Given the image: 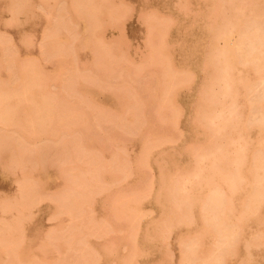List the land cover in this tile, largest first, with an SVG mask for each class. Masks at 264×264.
Returning <instances> with one entry per match:
<instances>
[{
    "label": "rangeland",
    "instance_id": "1",
    "mask_svg": "<svg viewBox=\"0 0 264 264\" xmlns=\"http://www.w3.org/2000/svg\"><path fill=\"white\" fill-rule=\"evenodd\" d=\"M14 2L16 1V0H13ZM12 0H7V2L9 3V4H11L12 6L14 5V2H13ZM40 1H42V0H40ZM54 1V0H53ZM58 1V0H57ZM96 1V0H95ZM99 1V0H98ZM101 1V0H100ZM106 1H108V0H106ZM124 1H127V2H129L131 5L133 4V8H132V10H133V12H131V14L129 15L128 13H127V10H128V8H130L126 3V5L128 6V7H126V6H124V2H123V0H122V2H123V4H118L119 3V1L117 2V0H114V2H116L115 4H116V9H119L118 11H120V10H122V12L125 10V7H126V10L123 12V13H127V15L125 16L124 14H118V11L117 10H115V8H114V11H112L113 9H111V10H109L110 8H113V7H115V6H111L108 10L109 11H107V13L106 14H104V13H101V11L99 10L100 8V4L102 5V3L104 2L103 0H102V2H98V4H93L94 6L96 5V7H94V8H92V6L93 5H90V6H84V8L83 9H86L85 7H87V9L89 10H91V9H93V11H95L96 13H97V11H99L98 12V14L100 13V15L99 16H101V17H99L100 18V20L98 21V17L96 16V13L94 14L95 15V17L96 18H98L97 20H95L96 21V23L94 22V20H92L93 18L92 17H89L88 15H90V16H93L92 14H91V12H89L88 11V17L89 18H91V24H92V27H90V26H88L89 25V23H88V25H87V21L85 22L84 20H85V18H83V16L86 14L83 10H82V8H74L75 7V4H72L73 2H74V0H73V2L72 1H70V0H63V3H66V5H68V8H69V12H68V8L65 6H63V4H62V1L60 0V1H58L57 3H55V4H57V5H54L53 3H51L52 1L50 0H46L45 2H47L48 4H49V6H58V7H56V8H58V9H60L61 7V4H62V6L66 9L67 8V13L64 15L63 13L65 12H63L62 14L61 13H59V15L60 16H62V17H64V16H66V17H68V18H70L72 21L74 20V19H76V21H78V24L79 25H77V27H76V25L73 23V24H71L72 23V21L71 20H69L68 21V23H67V25H66V23H65V25H66V27L68 26V24H69V22H70V24L71 25H75V26H73V27H76V29L78 30H76L75 31V29L73 30L72 28L71 29H69V30H73V31H71V33L70 32H68L67 31V28H65L66 30H64V28H62V31H61V35L64 33V35H60V31L58 32L59 33V37H57L58 38V42H59V44H60V41L62 40V41H64L63 39H64V36L66 35V34H69V36L71 37V41H72V39H73V42H72V45L71 46H69V47H71V51L69 50V51H67L68 49V47L66 46V44L68 43H66V41H68V35H66V37H65V39L67 38V40H65V46H66V49H65V52L67 51V52H69L68 53V55H67V52H66V55L68 56L67 57V62H65V59H64V62L66 63V65L64 64V62H62V59L60 58V57H63V58H65L63 55L62 56H58V54H53L52 56H49V57H46V58H43L42 56H45V54H48L47 52H49V51H51L50 49L49 50H46V46H49V44L51 43H47L48 41H50V40H52L49 36H51V34H52V32H55L56 33V30H54L55 29V25L54 26H51L52 25V23H54V22H52L53 20H54V17H55V13L58 11V9H56L57 11L55 12V13H51L52 12V9L50 10L49 8V11L48 12H50V15H51V17H50V15L49 14H47V17L46 16H43L44 14L43 13H45V11L47 10V9H45V10H43L45 7H43V3H41V2H39L38 0H30V6H29V8H28V6L27 5H29V4H26V2L24 3V5L28 8H24L25 6H23L22 7V9L24 10V11H22L21 10V7L19 8L23 13H24V15H23V13H21V11L18 9V11H16V13H18L19 14V12L21 13L20 15H18L17 16V14L13 11V8H15V5L12 7L11 5H10V7H12V11H10L9 9L7 10V8L9 7V4H7V5H2L1 6V8H0V20H1V22L3 23V22H5V21H7L6 19L8 18L9 19V15H12V13H15V14H13L14 16H17V18L18 19H20V21H26V23H29V22H31L32 20L33 21H38V20H40V22H43V24L45 23V24H47L45 21L47 20V22L49 21H51L50 23H49V25H46V26H48L49 27V30H48V28L47 27H44L45 29V31H43L44 33L46 32L47 34L49 33V32H51V30H52V28H50V26L51 27H54L53 28V31L51 32V34L49 33L48 35V37H49V39H47L46 38V40H43L44 42H43V44L46 42L48 45H46L45 46V48L44 47H41L40 46V44L42 43V42H39V38H40V33L42 32V30L40 31H37L36 32V35H30L31 36V40L30 41H33L32 42V45H33V47L32 46H30L31 47V49L33 50L32 51V53L31 54H29V55H24V56H21V57H18V59H20V60H23L24 62L23 63H25V60L24 59H27V58H30V56H31V58H35V60L37 61V63L39 64V66H40V70H38L39 69V67L38 68H35V66L37 67V63L35 62V61H33V62H31V61H29V63L31 62V64L33 65L32 67H33V69L35 70H37L36 72L37 73H39V74H42V73H44L45 72V75H43L42 74V77H41V75H38V77L39 78H42V79H44L43 77H45L46 76V78L48 79V81H41V79H37L38 81H39V86L42 84L43 85V87L45 86L44 84H45V82H46V88L44 87H41L42 88V90H40V91H44V89H45V91L44 92H41V93H45V92H48V90H49V92H48V96H45L44 95V98L46 97H51L50 99L52 100H49L50 101V103H53L54 104V106H55V108H56V106H57V100H60V99H58L60 96L58 95L59 94V92L60 91H62L61 89H60V87L62 88V89H64V90H66V91H68V93H71V95L70 94H68L67 95V92H65L64 90V94H65V96H64V98L66 99V102L67 103H69L68 104V106H66V108L65 107H63L64 105H66L65 103H63L64 101H61V102H58V104H59V106L57 107V110H55V109H53V104L51 105L50 103V105L51 106H53L51 109H53V110H51L50 112H52V111H56V114L54 115V117L57 115V117L56 118H58L59 117V119H61L60 120V123L59 122H56L57 123V126L59 125V124H61L60 126V128L59 129H57L55 126H56V124H55V122H53V121H58L56 118H54V119H51L50 120V125L48 124V128H47V130L46 131H49L50 129H51V126H53V125H55L54 127L56 128H54V131H52L51 130V135H52V137H53V135H55L54 134V132H56V131H58V130H64V129H61L62 127L64 128L65 127V130H69L70 131V125H68V124H73V128L71 129V131L69 132V133H60V132H56V133H59L58 134V137H57V135L54 137V138H50L51 137V135H50V133H47V132H45V133H43L44 131H42V133L43 134H46L47 133V135H41V136H38V137H36V135H35V137H33V135L32 136H30V139L31 138H33L35 141H33L32 139V141H33V143L32 144H34V146L32 145V144H30V142H29V144H30V146H32V147H30L29 146V144H28V146H29V148H31L30 150H32V152H33V154L31 155V153L32 152H30V150L28 149L27 150V148H24V152H25V154H28V157H27V155H25V156H23L24 157V161L23 160H21V163H20V160H19V162H17V161H13L15 164H13V165H16L15 166V168H17V169H19V171L20 170H22V171H20V172H22L23 173V175H22V173L20 174V175H18V178L17 179H20V181H18V182H20V183H18V182H15V184H14V179L13 180H11L10 181V185H9V190H10V194L8 195L9 197H12V199H7V197L8 196H6L5 198L3 197V202H1V203H3V204H7V203H4V200L7 202V201H11L10 202V204H9V202H8V204L11 206V207H13L14 205H17V203H16V199H20V197L22 196V189L24 190L25 189V187H27L28 185L29 186H31V184L33 183V186L35 187V185L34 184H36L35 182H38V178H39V180H40V178H41V176H43L42 174H43V171H44V173H47V174H49V175H52V178H53V181H54V184L51 186V187H48V188H44L43 190H38V192H36V188H34V187H32V189H35V193H39V194H43V197L45 198L46 196H48V195H50V196H48L47 198L48 199H50L51 200V198H52V200L54 201L55 199H53V198H59V200H55L53 203H57L56 201H60V199L62 200L61 201V203H63V205L62 206H59V205H61V203L58 205V203L56 204V206L58 207V208H56L57 210H52V209H54V207H53V203L52 202H50V200H49V202H48V200L46 199V200H44V198L42 199V198H40V199H42V200H44L43 202H41V200H39V202H41V203H38V202H36V203H38V205L37 204H35L34 202H33V204H35V205H32V206H35V207H31L32 209L33 208H40V207H43V206H45L46 207V210L47 211H44V216L45 217H47V214H48V221L46 220V222H45V224H46V227H45V229L42 231V233H41V235L39 236V238L36 240V241H34L33 242V248H31V250H30V252H27V253H25L26 254V256H30V257H26V258H31V260H28V261H26L23 257H24V255H22L23 257V259L20 257V256H18L17 255V259H19L20 258V263L19 264H29L30 262H31V264H44V263H46V264H50L49 263V260L51 259V260H53L54 259V264H56V262H58V264H61V262H62V264L64 263V264H77L76 263V259H77V262H79V260H80V258H81V260H82V262L83 261H85L86 259L84 258L86 255H88V257H86L87 258V260L85 261V262H83V264H93L95 261H93V259H94V257L96 256L95 254L97 253L96 251H98V254H97V256L98 255H100L101 256V258H99V257H96V259H100V261H99V259L98 260H96V261H99L98 262V264H121V262H124V264L125 263H127V264H129L128 263V261L129 260H131L130 258H132L133 257V255H132V257L129 255V252L131 253V251H130V249L129 248H131V250H133L134 248H133V246H138V249H139V251H136V255H138L137 257H135L134 259L137 261V264H179L178 263V256H177V253H175L176 252V250H180V249H182L180 246H179V248H178V246L177 245H179L178 243L181 241V238L183 237H178L179 239H177V237L175 236V233L174 232H176V226H175V224L174 223H172V222H175V219H173V217L174 218H176V215H177V217H179V216H182V215H184V217H186V212L187 211H189V210H191V207H190V209L188 210V206H187V204L189 203L190 205H191V203H192V197L190 198L191 199V201H189V200H186L185 198V196L187 195V196H191L190 194H194V192L196 191V190H199L200 191V189L203 187V185H204V181H205V178H206V174H207V172H208V168H207V166L209 167V165H206V164H209V162H213V161H210V159H214L215 158V156L217 155L216 153H217V143L215 142V140H214V135H215V131L211 128V127H209L204 121L202 122V120L200 119V124L198 125V123H196V121H197V118H198V116L199 115H197V112H198V104H199V97H197L198 95H196L197 93H196V91L194 90V88H193V86H192V81L190 80L191 79V75H190V72H191V74L194 72V71H198L199 70V68H200V64H201V60H202V57H203V54H204V47L203 46H205V44H206V41H207V39H208V36H209V34L207 35V33H208V31L210 30V28L213 26L212 24L214 23V24H216V22H218L219 21V19H220V17H221V15L220 14H222V13H215L216 15H214V19L212 18L213 16V12L214 11H212L211 13H212V15L210 14V12H209V10H207V9H210V6L211 5H209V3L212 1H208V0H186L187 2H184V0H124ZM216 0H213V3L212 4H215L216 3V5H219V7H221V4H224V0H222L223 2H221V0H219V2H221V3H219V2H215ZM218 1V0H217ZM44 2V3H45ZM69 2L71 3V5L72 6H70V4H69ZM111 2V1H110ZM184 2V3H183ZM13 3V4H12ZM39 5H38V4ZM46 3V4H47ZM59 3H60V5H59ZM100 3V4H99ZM105 3V2H104ZM112 3V2H111ZM121 3V2H120ZM181 3L183 4V5H181ZM206 3V4H205ZM217 3H219V4H217ZM15 4H16V2H15ZM37 4V5H36ZM41 4V5H40ZM46 4H44V6H46ZM48 4H47V6H48ZM106 4H109L108 2H106ZM114 4V5H115ZM129 4V5H130ZM204 4H205V6H207L206 7V9H205V6H204ZM111 5V4H110ZM109 5V6H110ZM113 5V4H112ZM119 7H118V6ZM124 6V7H122V6ZM130 5V6H131ZM216 5L215 6H211V8H216V11H218V12H220V11H222L221 9H222V7L221 8H219V7H216ZM46 6V7H47ZM74 6V7H73ZM104 6V5H103ZM6 7V8H5ZM9 7V8H10ZM32 7V8H31ZM34 7V8H33ZM42 7H43V9H42ZM102 7V6H101ZM106 7H107V5L105 6V9H106ZM132 7V6H131ZM63 8V9H64ZM71 8L73 9L72 11H71ZM122 8H124V9H122ZM214 8V9H215ZM54 9V8H53ZM78 9H80L82 12H84V13H81L80 12V14L78 15V13H79V10ZM95 9V10H94ZM98 9V10H97ZM102 9H103V7H102ZM131 9V8H130ZM130 9L128 10V12L130 11ZM156 9V10H155ZM213 9V10H214ZM25 10H27V11H25ZM61 10V9H60ZM74 10H76V11H74ZM205 10H207L208 12H206ZM212 10V9H211ZM7 11H9V13H7ZM54 11V10H53ZM92 11V10H91ZM114 12V14L112 13V12ZM153 11V12H152ZM60 12V11H59ZM73 12L75 13V14H73ZM105 12H106V10H105ZM110 12V14H108ZM115 12L117 13V14H115ZM30 13H32V15H30ZM43 15H42V14ZM157 13H160L159 14V16H158V14ZM161 13H163L164 15H161ZM97 14V15H98ZM102 14H104V15H102ZM148 14V15H147ZM170 14V15H169ZM207 14V16H208V14H209V16L211 15V17L209 18H207V22L208 21H211L212 19V21L211 22H209V23H211V25L209 26V23H208V25L206 24L205 26H208V28H209V30L207 29V31H205L206 30V28L207 27H204V23L203 22H205L206 23V18H205V15ZM12 15V16H13ZM49 15V16H48ZM58 15V16H59ZM64 15V16H63ZM76 15H78L77 17L79 18V19H77V17H75ZM81 15H83V16H81ZM120 15V16H119ZM137 15H139L140 16V18H142L141 19V21H143L142 23L143 24H141V22H140V19H139V17L137 16ZM165 15H167V16H165ZM69 16H71V17H69ZM79 16H81V17H79ZM107 16V17H106ZM109 16V17H108ZM115 16L116 17H118L119 18V22L120 21H122L121 23H119L118 21H116V20H118V18L117 19H115V23L117 22L118 24H121V26H120V28H123L124 29V31L122 32V30L120 29V28H118V29H120V30H118V29H115L114 30V27H113V25H112V23H114V21L113 22H111L112 21V19H111V21L109 20V18H111V17H114L115 18ZM123 16V17H122ZM128 16L130 17V19L128 18ZM155 17V19H158L157 18V16L158 17H161V16H163L162 18H164L163 20H162V18L161 19H158V21H156L155 22V20L153 19V20H151L152 19V17ZM165 16V17H164ZM216 16V17H215ZM46 17V18H45ZM104 17H106V18H104ZM125 17H127V18H125ZM137 17H138V20H136L137 19ZM150 17V18H149ZM153 17V18H154ZM167 17V18H166ZM173 18V21H172V18ZM11 18V17H10ZM80 18H82L81 20H80ZM103 18V19H102ZM171 18V19H170ZM218 18V19H217ZM4 19V20H3ZM46 19V20H45ZM49 19V20H48ZM55 19H57V18H55ZM58 19H60L59 17H58ZM121 19V20H120ZM124 19H126L125 21H124ZM149 19V21H147ZM170 20L171 21V25L170 24H165V23H167V20ZM209 19H211V20H209ZM10 20V19H9ZM62 20V19H61ZM65 20H67V18L65 19ZM102 20H105V21H107L106 22V26H105V21L103 22L104 24H102ZM168 20V21H169ZM216 20V21H215ZM63 21H64V19H63ZM62 21V22H63ZM75 21V20H74ZM73 21V22H74ZM75 21V22H76ZM99 23H98V22ZM123 21H124V23H123ZM147 21V22H146ZM161 21V22H160ZM166 21V22H165ZM215 21V22H214ZM10 22H11V20H10ZM58 22H60V20L58 21ZM62 22H61V24L60 25H62ZM65 22V21H64ZM93 22L95 23V27H93L94 26V24H93ZM144 22H146V25H145V23ZM149 22H151L150 24H149ZM153 22V23H152ZM213 22V23H212ZM86 23V25H84ZM114 23V25H116V26H118V24H115ZM159 24V26L157 25V24ZM169 23V22H168ZM44 24V25H45ZM55 24H56V20H55ZM76 24H77V22H76ZM98 24H101V25H98ZM141 24V25H140ZM149 26H148V25ZM153 24V25H152ZM158 26V27H156V25ZM163 24H164V26H168L167 27V29L163 26ZM43 25V26H44ZM102 25H104V26H102ZM110 25V26H109ZM172 25H173V27H172ZM201 25H203V26H201ZM70 26V25H69ZM68 26V27H69ZM89 27V29L87 28V27ZM96 26H98V29H96ZM104 28V27H106L105 29H103V34L104 35H102V34H100V32H102V28ZM108 26V27H107ZM147 26L149 27L148 29H147ZM161 26H162V28H161ZM170 26V27H169ZM186 26L187 27H189V29L188 28H186ZM61 27V26H60ZM62 27H63V25H62ZM65 27V26H64ZM119 27V26H118ZM144 27H146V29L144 28ZM156 27V29L157 28H159L158 29V32H157V30H153L154 28ZM164 27V28H163ZM184 27L186 28V31L185 32H183V30H184ZM57 28H59V27H57ZM70 28V27H69ZM96 30H95V29ZM101 28V29H100ZM183 28V29H182ZM51 29V30H50ZM94 29V30H93ZM163 30V29H165V31L163 30V34H162V31L161 30ZM91 32H90V31ZM101 30V31H100ZM104 30H106V31H104ZM64 31V32H63ZM67 31V32H66ZM80 31V32H79ZM98 31V32H97ZM100 31V32H99ZM118 31V32H117ZM121 31V33L119 34V32ZM146 31H147V33H146ZM73 32H76L74 35H76L77 33L78 34H80L79 36L78 35H76L74 38H76L75 40H74V38L71 36V35H73ZM90 32V33H89ZM99 33L100 35L99 36H97V37H95L94 39L92 38V37H94V35L93 36H91L90 35V37L87 35V34H95V33ZM105 32V33H104ZM161 32V33H160ZM96 33V34H97ZM111 33V34H110ZM124 33V35L125 36H123V35H121V34H123ZM145 33H146V35H145ZM155 33H157L158 34V36H157V34H155ZM161 35H160V34ZM187 33V34H186ZM119 34V35H118ZM147 34H148V36H147ZM154 34L156 35V37L154 36ZM168 34V36H167V38H165V36ZM56 35V34H55ZM73 35V36H74ZM110 35H113V36H115V37H111ZM104 37V38H102V37ZM121 37L122 38V36H123V38H122V40L121 39H119L118 37ZM144 36H146V37H144ZM28 37V36H27ZM55 37V39H54V37H52L55 41H56V38ZM78 37V38H77ZM86 37H89L90 39H91V41L92 42H96V43H98L97 41H99L100 40V42H99V44H100V46H99V44H96L95 43V45L96 46H99L100 48H102L103 47V45L105 46V47H103V49H105V50H103L104 51V54H105V56L107 55V58L105 57V58H103L104 56L102 55V56H99L98 54H100L99 53V51H101L102 52V50H99V49H96V48H94V49H92L91 47H94L93 45L94 44H91V43H88V42H91V41H88L89 39H87ZM112 40V41H115V40H117L118 41V43H119V40H120V44H123V46H121L119 49H121V50H118V46H119V44H117L116 46H117V49H115V51L114 52H116L117 50V53L116 54H114V52L112 53L110 50H109V48H113V43H108V42H106V43H104L103 44V39H105V41L106 40H108L109 38ZM126 38V40L128 41H126L125 40V38ZM163 37V38H162ZM26 38V37H25ZM29 38V37H28ZM99 38H101V39H99ZM108 38V39H107ZM113 38V39H112ZM115 38V39H114ZM145 38H147L148 39V41H150L151 42V44H150V42H148L147 41V39H145ZM199 38H201V39H199ZM205 38V39H204ZM41 39H42V37H41ZM98 39V40H97ZM124 39V40H123ZM140 39V40H139ZM144 39H145V41H144ZM162 39V40H161ZM164 39L165 40H167L165 43H163L162 41H164ZM25 40H27V39H25ZM82 42L83 41V44H79V42L80 41ZM94 40V41H93ZM97 40V41H96ZM110 40V41H111ZM161 40V41H160ZM201 40H203V41H201ZM41 41V40H40ZM53 41V40H52ZM55 41H53V43H55ZM61 41V42H62ZM79 41V42H78ZM88 41V42H87ZM116 41V42H117ZM123 41L125 42V44L127 45V43L129 44V46H128V49H127V47H126V45L124 46V43H123ZM142 41L143 42H145L144 44L146 45L147 43L148 44H150V45H146V47H145V45H143V43H142ZM147 41V42H146ZM157 41V42H156ZM179 41V42H178ZM70 42V41H69ZM76 42V43H75ZM78 42V43H77ZM86 42V43H85ZM116 42H114V43H116ZM127 42V43H126ZM160 42V43H159ZM52 43V44H53ZM156 43H157V45H158V47H159V44L161 45V46H163L162 48L161 47H159V48H157V45H156ZM159 43V44H158ZM171 43L173 44V45H171ZM175 43V44H174ZM178 43V44H177ZM203 43H204V45H203ZM39 45V49H38V45ZM51 44V45H52ZM70 44H71V42H70ZM74 44H75V46H74ZM102 44V45H101ZM107 44H110V45H107ZM177 44V45H176ZM42 45V44H41ZM55 45V44H54ZM61 45V44H60ZM60 45H58L59 47H61L62 49L64 48V47H62V45L60 46ZM67 45H69V44H67ZM78 45V46H77ZM86 45V46H85ZM90 45H92V46H90ZM107 45V46H106ZM153 45H154V48H153ZM170 45V46H169ZM202 45V46H201ZM64 46V45H63ZM77 46V47H76ZM109 46H111V47H109ZM115 46V47H116ZM166 46H168V52L171 54H169V56L168 55H166L165 56V54H166V52H167V48H166ZM52 47V46H51ZM55 48H56V46H54ZM109 47V48H108ZM9 48H10V46H9ZM41 48V49H40ZM50 48V47H49ZM55 48H53L52 47V50L53 49H55ZM165 48V49H164ZM61 49V50H62ZM70 49V48H69ZM96 49V50H95ZM148 49H149V51H148ZM152 49H154L153 51H152ZM158 49H163L162 51H163V53L165 52V50H166V52L163 54L162 53V51H160V50H158ZM58 50V49H57ZM82 50V51H81ZM95 50V51H94ZM111 50H113V49H111ZM136 50V51H135ZM160 51V56H159V58L157 57L158 56V53L156 54L155 53V51ZM47 51V52H46ZM59 51V50H58ZM63 51V50H62ZM91 51H92V54H91ZM108 51H110V53L112 54H110V53H108ZM124 51V52H123ZM134 51V52H133ZM140 51V52H139ZM152 51V52H151ZM39 52L41 53L40 55V57H39ZM46 52V53H45ZM60 53H61V51H59ZM64 51H63V53H65ZM94 52H97V53H94ZM105 52H107V53H105ZM122 52V53H121ZM167 52V53H168ZM50 53V52H49ZM51 53H53V51L51 52ZM55 53V52H54ZM62 53V54H63ZM94 53V54H93ZM103 53V52H102ZM124 53V54H123ZM150 53V55H151V58H150V61H148L149 59H147L149 56H148V54ZM152 53V54H151ZM154 53V54H153ZM96 54V55H95ZM113 54L115 55V56H113ZM123 54V55H122ZM134 54V55H133ZM142 54V55H141ZM161 54H163L162 56H161ZM60 55V54H59ZM70 55V56H69ZM101 55V54H100ZM120 55V56H119ZM125 55V56H124ZM145 55H147L146 57H145ZM153 55V56H152ZM154 55H155V59H153V57H154ZM33 56V57H32ZM47 56V55H46ZM92 56H94V58L92 57ZM97 56H99L100 58H98V59H95ZM26 57V58H25ZM43 58V60H42V58ZM91 57L93 58V59H91ZM101 57L103 58V59H101ZM112 57V58H111ZM114 57V58H113ZM116 57V58H115ZM118 57V58H117ZM131 57V58H130ZM168 57H172L171 59H169ZM111 58V59H110ZM160 58H161V60H160ZM162 58L164 59V61H162ZM165 58H166V60L167 61H165ZM60 59H61V64L62 65H60ZM95 59V61H94V63L96 64V66H97V64H98V61L99 62H101L102 63V60H103V62L105 61V65H106V62L108 63V62H110V63H108V64H111V65H113V63L115 64V67H114V65L112 66L113 67V69H112V67L110 68V66H109V71L112 69V71H106V70H108L107 69V65H106V67H104V68H101V67H103V66H105L104 64L102 65L101 63L100 64H98V66L96 67L95 66V64L93 63V60ZM101 59V60H100ZM108 59H109V61H108ZM156 60V59H159L158 61H159V63L160 64H156L153 60ZM169 59V60H168ZM194 59V60H193ZM68 60H70V61H68ZM98 60V61H97ZM107 60V61H106ZM127 60H130V61H128L127 62ZM147 60V61H146ZM151 60H152V62L153 63H150L151 62ZM1 62V64L5 61H2V59L0 60ZM27 61V60H26ZM43 61V62H42ZM114 61V62H113ZM115 61H117V63L115 62ZM157 61V60H156ZM161 61V62H160ZM169 61H170V63H169ZM5 62H7V61H5ZM92 62V63H91ZM166 62H168V65H170L171 64V67L170 66H164V65H166L167 63ZM27 63H28V61H27ZM26 63V64H27ZM68 63H72V64H68ZM91 63V64H90ZM129 63H132V64H134L133 66H132V64H129ZM142 63V64H141ZM144 63V64H143ZM163 63H164V65H163ZM166 63V64H165ZM4 64V63H3ZM13 64V63H12ZM12 64H10L11 66H12ZM17 64H18V66H17ZM17 64L16 65H14V66H17V68L19 67V65H21V63L18 61L17 62ZM36 64V65H35ZM68 64V65H67ZM127 64H129V66H127ZM5 65H6V63H5ZM25 65V64H24ZM179 65V66H178ZM188 65V67H186ZM11 66H4V67H11ZM22 66V65H21ZM20 66V67H21ZM26 66V65H25ZM101 66V67H100ZM173 66V67H172ZM0 67H1V65H0ZM13 67V66H12ZM12 67L10 68L11 70H12V72H13V70H15V69H12ZM19 67V68H20ZM142 67V68H141ZM165 67V68H164ZM176 67V68H175ZM3 68V67H2ZM14 68H16V67H14ZM21 68H23V66L21 67ZM42 68V69H41ZM99 68V70L98 71H100V72H98L97 71V69ZM135 68V69H134ZM170 68V69H169ZM172 68V69H171ZM178 68H180L182 71H178L177 72V70H178ZM188 69V70H191V71H188V70H186V69ZM5 69V68H4ZM96 69V70H95ZM103 69V70H102ZM104 69H106V70H104ZM134 69V70H133ZM144 69V70H143ZM165 69H166V71H169V76H170V79L172 78V76L170 75V74H173V70L174 69H176V73H174L173 74V78H172V80L173 81H169L168 80V78H169V76H168V72H166L165 71ZM6 70H9V69H6ZM5 70V71H6ZM11 70L9 71V72H11ZM102 70V71H101ZM185 70L187 71L186 73H189V75L187 74H185ZM4 70H2V69H0V80H1V83H2V85H3V83H4V81L5 82H7V80H5V78L7 79L8 78V76H6V73H8V71H6L5 72ZM41 71H42V73H41ZM85 71H88L87 73H84ZM93 71H94V73H93ZM114 71V74L113 73H111V72H113ZM141 71V72H140ZM164 71V72H163ZM11 72V73H12ZM15 72V71H14ZM18 72H20V69L18 70ZM98 72V73H97ZM182 72V73H181ZM126 73V74H125ZM164 73H167V76L168 77H166V79H165V75H164ZM181 73V74H180ZM10 74V73H9ZM8 74V75H9ZM16 74V73H15ZM15 74L13 73L12 75H13V77L15 76ZM19 74V73H18ZM85 74H86V76H85ZM87 74H89V75H87ZM175 74L177 75V77L175 76ZM179 74V75H178ZM186 76H185V75ZM11 75V74H10ZM11 75V76H12ZM83 75V76H82ZM92 75H95V79H92V81H91V78H92ZM97 75V76H96ZM124 75H127V78H122L121 76H123L124 77ZM129 75V76H128ZM133 75V76H132ZM185 76V78L183 77V76ZM10 76V77H11ZM88 76H90V80L88 81V82H86L85 81V83L87 84V86L89 87V88H86V85L85 84H83L82 82H81V80H79V78L81 79L82 77L85 79H87L88 80ZM182 76V77H181ZM10 77H9V79H10ZM13 77H11V79L10 80H12L13 79ZM17 78H16V82H17V79H19L18 77H20L19 75L18 76H16ZM88 77V78H87ZM121 77V80L119 79ZM180 77V78H179ZM46 78H45V80H46ZM82 78V79H83ZM133 78H134V80H133ZM176 78V79H175ZM184 78V79H183ZM188 78H189V80H188ZM3 79H4V81H3ZM8 79V80H9ZM15 79V78H14ZM13 79V80H14ZM21 79V78H20ZM83 79V80H84ZM125 79H126V81H125ZM165 79V80H164ZM174 79H175V81H174ZM179 79V80H178ZM181 79H183V81L184 82H182L181 81ZM80 82H79V81ZM98 80H100V81H98ZM187 80L189 81V83H187ZM40 81H41V84H40ZM50 81V82H49ZM67 81H68V84H67ZM77 81H78V83H82L83 85H85V87L83 88V86L81 85V84H79V87H80V90L78 89L79 87H78V83H77ZM124 81V82H123ZM185 81H186V83H185ZM13 82V81H12ZM14 82H15V80H14ZM15 82V83H16ZM71 82V83H70ZM104 82V83H103ZM168 82V83H167ZM170 82H171V84H170ZM176 82V83H175ZM182 83L181 85H182V87H181V85L180 84H178V83ZM191 82V83H190ZM0 83V84H1ZM11 84V82L9 81V82H7V84ZM69 83H70V85H69ZM103 83V84H102ZM142 83V84H141ZM184 83V84H183ZM5 84V83H4ZM6 84V87H8V85ZM14 84V83H13ZM101 84V85H100ZM118 84V85H117ZM124 86H123V85ZM174 84V85H173ZM187 84H189L188 86H187ZM12 85V84H11ZM10 85V86H11ZM15 85V84H14ZM49 85V86H48ZM65 85V86H64ZM119 85L121 86V87H123L122 89H120V91H122V92H120L119 91ZM129 85V86H128ZM173 85V86H172ZM175 85H177V86H175ZM4 86V85H3ZM74 86V87H73ZM102 88H101V87ZM180 86V87H179ZM49 87V88H48ZM78 87V88H77ZM95 87H99L98 89H100L101 88V90L100 91H98L97 90V88L96 89H94ZM116 87H118L117 89H115ZM120 87V88H121ZM136 87L137 89H134V88ZM171 87H173V90H171ZM40 88V89H41ZM70 88V89H69ZM77 88V89H76ZM124 88H125V90H124ZM133 88V89H132ZM175 88V89H174ZM105 89V90H104ZM39 90V89H38ZM60 90V91H59ZM74 90L77 92V91H79V93H76V92H74ZM119 92H118V91ZM127 90V91H126ZM135 90V91H134ZM171 90V91H170ZM82 92V94H81V92ZM106 91H107V93H106ZM128 91H130V92H128ZM134 91V92H133ZM137 91V92H136ZM150 91H151V93H150ZM157 91V92H156ZM169 91V92H168ZM105 92V93H104ZM116 92H118L117 94H116ZM125 92V93H124ZM135 92L137 93V95L135 94ZM39 93V92H38ZM56 93H58V94H56ZM110 93H112V95H110ZM163 93V94H162ZM170 93V94H169ZM50 94V95H49ZM52 94V95H51ZM55 94V95H54ZM61 94H63V92L61 93ZM63 94V95H64ZM77 94V95H76ZM86 94H88V95H86ZM91 94V95H90ZM113 94H115V95H113ZM169 94V95H168ZM47 95V94H46ZM59 97H58V96ZM67 95V96H66ZM126 95V96H125ZM166 95V96H165ZM167 95H168V97H170V98H172L171 100L167 97ZM174 95H176V97L174 96ZM58 97V98H56V97ZM84 96H88V99H86V98H84ZM115 96L116 97H118V98H115ZM128 96V97H127ZM173 96V97H172ZM123 98V100H122V98ZM124 97H127L126 99L124 98ZM164 97H165V99H164ZM196 97H197V100H195L196 99ZM38 99H39V97H37ZM37 98H36V100H37ZM53 98H54V100H53ZM55 98H56V100H55ZM61 98V97H60ZM63 97L61 98L62 100L64 99ZM85 100H84V99ZM121 98V99H120ZM166 98H168L169 99V101H168V99L166 100ZM64 99V100H65ZM92 99H94V102L93 101H91L90 103L91 104H89V105H87L88 104V100H92ZM131 99H132V101H131ZM161 99V100H160ZM164 99V100H163ZM69 100V101H68ZM82 100V101H81ZM118 100V101H117ZM136 100V101H135ZM48 101V100H47ZM48 101V102H49ZM86 101H87V103H86ZM138 101H139V103H138ZM162 101H166V102H162ZM195 101V102H194ZM81 102V103H80ZM96 102H97V104H96ZM125 102V103H124ZM162 102V103H161ZM171 103V102H174V104L173 103H171L172 105H170L169 103ZM194 102V103H193ZM28 103V102H27ZM27 103H26V105H27ZM62 103V104H61ZM85 103V104H84ZM118 103H120L119 105H118ZM133 103V104H132ZM137 104V106H136V104ZM142 103H143V106H141L142 105ZM196 103H197V105H196ZM31 103H29V105H30ZM64 104V105H63ZM74 104H75V107H74ZM81 104V105H80ZM96 104V107H97V105L101 108V109H99V108H95V106H93V105H95ZM139 104V105H138ZM141 104V105H140ZM73 105V106H72ZM83 105L84 106H87V108L85 109V108H83V109H78V106H81V108L83 107ZM90 105H92V107H93V109H89L91 106ZM117 105V106H116ZM145 105V106H144ZM170 105V106H169ZM178 105V106H177ZM131 108H130V107ZM173 106H175L174 107V109H173ZM197 106V107H196ZM67 107L69 108V110L71 109V112L73 113L74 111H75V113L77 114H75V115H73L71 112V115H73V116H70V115H68V109H67ZM73 107V108H72ZM91 107V108H92ZM124 107V108H123ZM137 107V108H136ZM176 107H179V108H177V113L175 112V108ZM182 109H181V108ZM61 108H62V110L64 111V109H66L65 111H67V112H65L64 111V113H61L62 111H61ZM106 108H109V110L107 109V111H106ZM112 108H114V109H112ZM123 110H122V109ZM134 108V109H133ZM142 108V110H141V113H140V111H138V110H140ZM195 108V109H194ZM58 109L61 111V112H59L58 111ZM75 109V110H74ZM78 109V110H77ZM99 109V110H98ZM102 109H105L104 111H101ZM121 109V110H120ZM130 109V110H129ZM173 109V110H172ZM197 109V110H196ZM74 110V111H73ZM81 112H80V111ZM84 110V111H83ZM93 110V113H97L96 114V116H95V114H91V116L90 117H88V119L86 118V116L83 114V112H85L86 113V115H88V114H90L89 112L90 111H92ZM97 110V111H96ZM114 110V111H113ZM127 110V111H126ZM77 111V112H76ZM88 111V112H87ZM96 111V112H95ZM129 111V112H128ZM137 111V113L135 114V112ZM174 111V112H173ZM195 111V112H194ZM57 112H59V113H61V115L59 114V113H57ZM100 112L101 113H103V114H108V115H104V117H102L103 119H99V117H101V115H100ZM127 112V113H126ZM134 112V113H133ZM80 113H82V117H83V115L85 116L84 117V119H83V121H81V119H82V117H81V114ZM88 113V114H87ZM112 113H114V114H112ZM129 113V114H128ZM140 113V114H139ZM176 113V114H175ZM64 114V115H63ZM68 116H67V115ZM80 114V115H79ZM99 114V115H98ZM109 114H111V116L109 115ZM121 114H123V115H121ZM131 114V115H130ZM135 114V115H134ZM174 114H175V116H174ZM180 114V115H179ZM194 114H196V115H194ZM66 115V116H65ZM79 115V116H78ZM97 115H98V117H97ZM124 115H126V116H124ZM133 115V118H130L131 116ZM66 117L65 119H66V121H64V123L65 124H63V122H62V117ZM70 116V117H69ZM77 117L76 119L78 120V122H76V120H74V121H72L75 117ZM93 116H95V118H96V120H97V122H96V120H95V118L93 117ZM107 116H108V118H107ZM137 116V117H136ZM172 116V117H171ZM174 116V117H173ZM24 117V119L26 118V116H23ZM74 117V118H73ZM91 117H93V119L91 118ZM106 117V119L105 120H107V122L104 120V118ZM110 117H112L111 119H109ZM121 117V118H120ZM125 117V118H124ZM142 117V118H141ZM175 117H177V118H175ZM29 118V117H28ZM79 118V119H78ZM86 118V119H85ZM118 118H120V120L118 119ZM136 118V119H135ZM195 118H196V120H195ZM27 119V118H26ZM118 119V120H117ZM142 119V120H141ZM192 119V120H191ZM207 119H211V117H209V118H207ZM64 120V119H63ZM80 120V121H79ZM108 120H109V124H107L108 123ZM110 120H112V123L114 124H111V121ZM129 120V121H128ZM195 122H194V121ZM72 121V123H68V122H71ZM104 121V122H103ZM133 121V122H132ZM135 121H138V123H135ZM143 121V122H142ZM177 121V122H176ZM51 122H53V123H51ZM74 122V123H73ZM83 122V123H82ZM123 122V123H122ZM128 122V123H127ZM140 122H142L141 124H140ZM172 122V123H171ZM176 122V123H175ZM194 122V123H193ZM49 123V122H48ZM76 123V124H75ZM100 123V124H99ZM106 123V124H105ZM132 123V124H131ZM205 123V124H204ZM63 124V125H62ZM75 124V125H74ZM96 124V125H95ZM126 124V125H125ZM137 126H136V125ZM204 124V125H203ZM100 125V126H99ZM101 125H102V127H103V129H101L102 127H101ZM125 125V126H124ZM128 125V126H127ZM135 125V126H134ZM138 125H140V126H138ZM49 126H50V129H49ZM70 126V127H69ZM110 126H112V127H114L113 129H114V131L112 130H110ZM197 126V127H196ZM199 126V127H198ZM206 126H207V128H206ZM9 127V128H8ZM5 130H8L7 131V133L9 132V131H11V132H9L11 135H12V132H15L14 130H15V128L12 126L11 128H10V126H8ZM66 127H67V129H66ZM100 127V128H99ZM117 127V128H116ZM129 127V128H128ZM141 128V129H139V128ZM196 127V128H195ZM203 127V128H202ZM14 128V129H13ZM53 128V127H52ZM109 128V129H108ZM139 129V130H136V129ZM195 128V129H194ZM206 128V129H205ZM10 129V130H9ZM126 129V130H125ZM134 129V130H133ZM201 129V130H200ZM208 129V130H207ZM56 130V131H55ZM65 130H64V132H65ZM116 130V131H115ZM124 130V131H123ZM129 130V131H128ZM131 130V131H130ZM140 131L141 130V132L140 133H137L136 134V131ZM111 131V132H110ZM128 131V132H127ZM50 132V131H49ZM52 132H53V134H52ZM110 132V133H109ZM119 133L118 135H117V133ZM125 132V133H124ZM135 132V133H134ZM197 132V133H196ZM8 133V134H9ZM111 133H112V135H111ZM133 133V134H132ZM14 134V133H13ZM38 134V133H37ZM40 134H41V132H40ZM49 134V135H48ZM116 136H115V135ZM132 134V135H131ZM136 134V135H135ZM141 134V135H140ZM15 135L16 134H14L13 136L15 137ZM85 137H84V136ZM28 136H29V133H28ZM45 136V137H44ZM47 136V137H46ZM50 136V137H49ZM256 136V137H255ZM16 137H17V135H16ZM40 137V138H39ZM49 137V138H48ZM255 137V138H254ZM138 138H139V140H138ZM252 138H253V141H254V143H253V145H252V150L250 151V156H249V168H251L250 166H252L253 168V170H255V167H256V165L254 164V166L253 165H251L252 163H254V157H256V154H254V153H257V151H259V148H260V146H262V145H264V143H262V141L261 140H263V138L262 137H259L258 135H257V133L256 132H253L252 133ZM262 138V139H261ZM30 139H29V141H30ZM37 139V140H36ZM49 139V141H47ZM59 139V140H58ZM70 139H71V141L74 143V144H76V145H74L73 143V145L71 144V142L69 143V144H71V149H70V147L68 148V146L66 145L67 144V140H69L70 141ZM80 139H83V141L82 140H80ZM260 139V140H259ZM43 140L45 141V142H43ZM57 140V141H56ZM63 140V141H62ZM65 140V141H64ZM85 140H87V141H85ZM204 140V141H203ZM256 140V141H255ZM257 140H259V141H257ZM23 141H27L28 142V140H23ZM39 141H41V142H39ZM47 141V142H46ZM59 141V142H58ZM61 141V142H60ZM68 141V142H69ZM81 141H82V144H81ZM50 142H52V144L50 143ZM60 143L61 144V147H60V149H59V147L58 146H60V145H58L57 146V144L58 143ZM78 142V143H77ZM260 142V143H259ZM26 143V142H25ZM25 143H22L23 145L25 144ZM38 143V144H37ZM51 144V145H53V144H55L56 143V145H53V146H55L54 148H52L51 147V151H49L50 149L47 147V145H45V144ZM86 145H85V144ZM201 143V144H200ZM87 144H88V146H87ZM208 144V145H207ZM211 144H212V147H211ZM37 145V146H36ZM43 145H44V147H43ZM66 145V146H65ZM80 145V146H79ZM85 145V146H84ZM258 145V146H257ZM24 146H26V144L24 145ZM42 146V148H38V150L40 151V149H43V152H41V154L42 153H44V151H47L46 149H48V152H49V156H48V158H50V157H54V159H55V156L57 157V153H58V151H60L61 150V148H67L68 149V151H67V149L65 150V152H66V154L61 150V153L63 152V154H64V159H66V160H64L65 161V165H63L64 164V161L62 160L63 159V154H61L60 152V154L58 153V157H60L59 159L58 158H56V160L58 159V161H63L61 164L64 166V167H67V165H68V167L67 168H63V166L60 164V162H56V160H54V159H52L53 161H55V163H56V165H54L53 163L54 162H51V159H50V163H49V166H48V158H47V155H45L47 152H45V154H44V157L46 156V158H44V157H42V155H41V158H39V157H37V155L39 156V151H37V148L36 147H41ZM56 146H57V148H56ZM63 146V147H62ZM70 146V145H69ZM87 146V147H86ZM33 147H35V149L33 148ZM50 147V146H49ZM83 147V148H82ZM214 147H216L215 149H214ZM256 147V148H255ZM73 148H74V150H75V148L76 149H79L78 151L77 150H73ZM87 148V149H86ZM132 150H130V149ZM144 148V151L145 152H143V149ZM152 148V149H151ZM206 148V149H205ZM212 148V149H211ZM254 148V149H253ZM34 149V150H33ZM45 149V150H44ZM54 149H59L58 151H56L57 153H55L53 150ZM82 149V150H81ZM149 149H151V150H149ZM213 149L216 151V153L214 154V152H213ZM257 149V150H256ZM86 151L85 153L86 154H84V151ZM88 150V151H87ZM149 150V151H148ZM206 150H208L209 152H207ZM28 151H29V153H28ZM35 151V152H34ZM99 151H101L102 152V154L100 155V153L101 152H99ZM130 151H131V153H130ZM147 151L149 152L148 153V155H147ZM159 151L161 152L160 154H159ZM201 151V154H202V157L199 155L200 152ZM52 152H54V153H52ZM97 152V153H96ZM141 152V153H140ZM251 152H253V153H251ZM75 153V154H74ZM77 153V154H76ZM81 153H83L84 155H85V157H84V155H83V157H82V155H81ZM90 153V154H89ZM91 153H92V155H91ZM121 153V154H120ZM152 153V154H151ZM197 153V154H196ZM199 153V154H198ZM211 153V154H210ZM48 154V153H47ZM54 154V155H53ZM67 154H69L68 156H67ZM89 154V155H88ZM125 154V155H124ZM147 155V156H144V155ZM157 154V155H156ZM254 154V155H253ZM9 151L6 153H4L3 155H1L0 157V162H3L4 163V160H6L9 156ZM60 155V156H59ZM73 155V156H72ZM77 155V156H76ZM78 155H79V159H80V155H81V160H78ZM86 155H87V158H86ZM98 155V156H97ZM118 155V156H117ZM124 155V156H123ZM160 155V156H159ZM197 155H199V158H198V156ZM206 155H207V157H206ZM209 155V156H208ZM99 156H101V157H99ZM122 156V157H121ZM139 156H141V158L139 157ZM149 156V157H148ZM205 156V157H204ZM214 156V157H213ZM29 157H31L30 159H29ZM66 157V158H65ZM72 157V158H71ZM89 157H92V159L94 160V157H95V161L93 162V160L92 159H90V160H92V162H90V160L88 161V159H89ZM97 157H98V161H102L101 162V164H100V162H96L97 161ZM145 157V158H144ZM156 157V158H155ZM200 157H201V159H200ZM15 158H17V157H15ZM35 158V159H34ZM42 158L43 159H46V163H45V165H44V167H39V166H41V161H43V163L45 162L44 160H42ZM69 158V159H68ZM71 158V159H70ZM73 158H75V160L73 159ZM101 158H103L104 160H101ZM122 158H123V160H122ZM146 158H147V160H148V162H146L147 164L146 165H144L145 164V162H144V160H146ZM154 158V159H153ZM206 158V159H205ZM210 158V159H209ZM253 160H252V159ZM29 159V163L27 162V160ZM32 159V160H31ZM38 159V160H37ZM75 161H73V160ZM152 159H153V161H152ZM216 159V158H215ZM11 160H12V157H11ZM70 160V161H69ZM71 160H72V163L74 164V165H69V163L68 162H71ZM83 160V161H82ZM86 160V161H85ZM124 160H125V162H124ZM140 160V161H139ZM200 160V161H199ZM204 160H206V161H204ZM251 160V161H250ZM32 161H35L36 162V164H34V162L33 163H31ZM38 161H39V163H38ZM114 161H116V162H114ZM122 161H123V163H122ZM130 161V162H129ZM157 161V162H156ZM24 163V165H23V163ZM27 162V163H26ZM82 162V163H81ZM84 162L85 163H87L86 165L84 164ZM90 163V165H89V163ZM105 162V163H104ZM110 162V163H109ZM198 162V163H197ZM201 162L203 163V164H201ZM205 162V163H204ZM2 163V164H3ZM57 163H59V164H57ZM68 163V164H67ZM71 163V164H72ZM92 163V164H91ZM98 163L100 164V166H101V168H100V166L98 165ZM142 163H143V165H142ZM2 164H0V165H2ZM20 164H21V166H24V167H21L20 166ZM33 165L34 164V166L35 165H37V167L35 168L36 169V171H33V170H35V169H32L31 167H30V165ZM50 164H52V165H50ZM67 164V165H66ZM76 164H78V165H76ZM81 164H82V167H81ZM84 164V165H83ZM95 166H94V165ZM112 164H114V166L112 165ZM141 164V165H140ZM198 164V165H197ZM201 164V165H200ZM211 164V163H210ZM10 165V164H9ZM61 167H60V166ZM76 165V166H75ZM97 165V166H96ZM115 167V169L112 167ZM116 165V166H115ZM127 165H128V167H127ZM202 165H206V170H204L205 168V166L202 168ZM57 167L58 169H56V168H54V167ZM61 168V169H59V167ZM75 167V169H73L74 167ZM77 166L79 167V168H77ZM85 166V167H84ZM91 166V168H89V169H93L92 171L94 172H92L91 173V170H89L88 169V167H90ZM103 166V167H102ZM126 166V167H125ZM145 166V167H144ZM201 167L200 169H199V167ZM93 167V168H92ZM99 169H97V168ZM122 167V168H121ZM124 167V168H123ZM12 168H14V166L12 167ZM29 168H31L30 170V172H32V173H30V172H28V170H29ZM41 168V169H40ZM43 168H45L44 170H43ZM68 168H69V170H68ZM81 168V169H80ZM97 170H96V169ZM117 168H119V169H117ZM198 168V169H197ZM11 170V168L8 166L7 168H5L4 170H1V172H0V174H2V175H4L5 173H6V171L7 170ZM63 169H66V170H68V171H66L65 172V170H63ZM71 169V170H70ZM102 169V170H101ZM120 169H122V171L120 170ZM124 169V170H123ZM193 169V170H192ZM41 170H43V171H41ZM60 172H59V171ZM74 170V171H73ZM78 170H79V172H78ZM88 170V171H87ZM104 170V171H103ZM106 170V171H105ZM128 170L130 171V173L128 172ZM188 171V173L189 174H187V171ZM191 170V171H190ZM24 171V172H23ZM72 171V172H71ZM81 171V172H80ZM84 171V172H83ZM95 171H97V172H95ZM200 171H201V175L199 174L200 173ZM5 172V173H4ZM62 172H65V173H63V175H57L58 173L59 174H62ZM67 172H68V174H67ZM90 172V173H89ZM107 172H109V174L107 173ZM195 172H197L196 174H193V173H195ZM204 172H205V175H204ZM79 174V176H78V174ZM82 173V174H81ZM96 173H97V175H96ZM112 173V175L113 174H115V175H113V178H115V177H117L116 179H113V178H111L112 176L110 175ZM121 173V174H120ZM129 173V174H128ZM185 175H184V174ZM191 173H192V175H191ZM66 174H67V179L68 178H70V181L69 182H67V180H65L64 181V179H66L65 178V176H66ZM71 174V175H70ZM72 174H75V175H73V180L71 179V177H72ZM85 174H87V175H85ZM94 175V176H92V175ZM99 174V175H98ZM123 174V175H122ZM127 174V175H126ZM131 174V176H129ZM182 174V175H181ZM198 174H199V176H198ZM57 175V176H56ZM65 175V176H64ZM85 175V176H84ZM95 175H96V178H95ZM102 175V176H101ZM124 175H125V177H124ZM194 175V176H193ZM196 175V176H195ZM37 176H38V178H37ZM58 176H60V177H58ZM64 176V179L62 178ZM68 176H71V177H68ZM90 176H92V177H90ZM97 176H100V178L102 177V178H105V180L103 181V179H102V181H103V185H100V183H101V180H100V178H99V182H97L98 180V178H97ZM110 176V177H109ZM118 176H120V177H118ZM128 176V177H127ZM184 176V177H183ZM187 176H189V178L190 177H192L193 176V178L191 179L190 178V180H193V181H191V183L189 182L190 180H188L189 178L187 177ZM198 176V177H197ZM203 176V177H202ZM75 177H78L77 178V181H75L76 179H75ZM90 177V178H89ZM185 177L186 178H188L187 180L185 179ZM201 177V178H200ZM31 178H32V180H31ZM62 180H61V179ZM79 178H81V179H83V180H81V179H79ZM121 178V179H120ZM251 178V177H250ZM5 179L6 178H4L3 179V182L6 184L7 182H8V179H6V181H5ZM16 179V180H17ZM33 179H34V181H33ZM37 179V180H36ZM84 179H86L85 181H84ZM90 179H92V182H90L89 181V183H88V180H90ZM96 179V180H95ZM111 179V180H110ZM176 179H179V180H177L176 181ZM181 179V180H180ZM183 179H184V182H183ZM201 179V180H200ZM15 180V181H16ZM36 180V181H35ZM69 180V179H68ZM72 180V181H71ZM81 180V182H79V183H83V184H85V185H87L86 187V189H88V193H87V191H86V189H85V193H87V195L85 196V194H84V191H83V196L82 197H80L79 195H81V194H78L80 191L79 190H81V186L82 187H84V185L82 184H79L78 183V181H80ZM95 180V181H94ZM186 180V181H185ZM195 180H197L196 182H195V184L193 183ZM203 180V181H202ZM63 181V182H62ZM175 181V182H174ZM184 183V184H182V182ZM188 181V182H187ZM199 181V182H198ZM24 182H26V183H24ZM66 182V183H65ZM86 182V183H85ZM181 183V184H179V183ZM185 182H187V183H185ZM30 183V184H29ZM64 183V184H63ZM99 183V184H98ZM113 183V184H112ZM175 183V184H174ZM193 183V185L192 186H189L190 184H192ZM78 184H79V188H78ZM89 184V185H88ZM111 184V185H110ZM172 184H174L173 185V187H172ZM177 184H179V185H177ZM189 184V185H188ZM21 185V186H20ZM61 185L62 186H64V187H61ZM97 185V186H96ZM176 185V186H175ZM181 185V187H182V185H183V188H186V191H184V189L183 190H178L179 189V186ZM197 185V186H196ZM90 186H92V190H91V187L89 188ZM101 186H103L102 188H100V189H98L99 187H101ZM108 186V187H107ZM178 186V187H177ZM196 186V187H195ZM200 186V187H199ZM61 187V188H60ZM97 187V188H96ZM189 187H191V188H189ZM197 187H199V188H197ZM17 188V189H16ZM94 188H95V191L97 190V192L98 193H96V192H94V193H92L93 191H94ZM103 188H104V190H103ZM109 188V189H108ZM171 188H174V191H176L175 189H177V193L176 192H174L173 191V189H171ZM196 188V189H195ZM20 189V190H19ZM30 189V188H29ZM38 189V188H37ZM59 189H61V190H59ZM63 189V190H62ZM71 189H72V191H71ZM84 189V188H83ZM102 189V190H101ZM170 189V190H169ZM193 191H192V190ZM65 190H66V193H65ZM99 190V191H98ZM101 190V191H100ZM189 190V191H188ZM17 191H19V193H17ZM58 191V192H57ZM92 191V192H91ZM167 193H166V192ZM171 191V192H170ZM190 191H192L191 193H189ZM33 192H34V190H33ZM48 192V193H47ZM54 192V193H53ZM70 192H74V194H76L77 196H75L73 193H70ZM89 192H91V193H89ZM101 194H100V193ZM151 192V193H150ZM173 192L174 193H176V194H173ZM35 193H34V195H32V196H35ZM51 193V194H50ZM80 193H82V190H81V192ZM148 193H149V195H148ZM168 193H169V195H168ZM187 193V194H186ZM33 194V193H32ZM36 194V195H37ZM48 194V195H47ZM61 194V195H60ZM68 194H70L69 196H68ZM92 194H94V195H92ZM173 194V195H172ZM41 195H37L36 196V200L37 199H39V197L41 196ZM52 195V196H51ZM57 195V196H56ZM65 195V197H63ZM88 195H90V196H88ZM95 195H97V196H95ZM54 196H56V197H54ZM62 196V197H61ZM70 196H72V197H70ZM75 196V197H74ZM85 196V197H84ZM94 196V197H93ZM143 196V197H142ZM149 198H148V197ZM163 196V197H162ZM167 198H166V197ZM174 198H173V197ZM16 197V198H15ZM38 197V198H37ZM67 197V198H66ZM77 197H78V199H77ZM80 197V198H79ZM90 197H93V198H90ZM135 197V198H134ZM137 197L138 198H140V197H142V200L143 201H141V202H139L140 203V205H139V203H138V207L137 208H135L134 207V205H135V203H136V205H137V201H139V199H137ZM145 197V198H144ZM147 197V198H146ZM157 198V199H155V198ZM175 197L177 198V199H175ZM185 197V198H184ZM238 197V196H237ZM33 198V197H32ZM63 198V199H62ZM66 198V199H65ZM86 198V199H85ZM92 200L90 203H89V200L90 199ZM144 198V199H143ZM164 198V199H163ZM34 199V198H33ZM32 199V200H33ZM73 199H75V200H79L80 199V204L81 205H78L79 204V202L78 201H76V203H75V205H74V200ZM84 200V203L82 202L83 200ZM134 199V201H136V202H133V203H131L130 205H131V207L133 206L134 208H132V213H131V210H129V208H128V210H127V208H126V206L128 205V202L129 201H131L132 202V200ZM179 199V200H178ZM182 199H184V200H186V201H188V202H185V205H186V207H188L187 209H185V207L184 208H182L183 207V205H182V203H181V200ZM189 199V198H188ZM244 199H246V197H245V195L243 194L242 195V200H244ZM67 200V201H66ZM72 201L71 203L69 202V201ZM87 200V201H86ZM120 201V203H121V201H122V203L121 204H123V202H124V204L127 202V204H125V205H122L121 206V204H120V206L122 207V208H124V206H125V211H127L128 212V216L127 215H125V213H123V210L124 209H122L121 210V207H118L116 204L118 203V201ZM157 200H159V203H158V201L156 202ZM178 200V201H177ZM15 201V202H14ZM35 201V200H34ZM38 201V200H37ZM66 201V202H65ZM86 201V202H85ZM116 201V202H115ZM168 201L170 202V203H168ZM14 204H13V203ZM176 202V203H175ZM182 202H184V201H182ZM52 203V204H51ZM88 203V204H87ZM158 203V204H157ZM12 204H13V206H12ZM67 206H66V205ZM70 204H72V205H74V207L72 206V209L70 210V211H72V214H71V212L69 213L68 211H67V209H69V208H71L70 206ZM89 205V207H88V209H87V207H86V205ZM90 204H93L92 205V208L93 209H91V205ZM134 204V205H133ZM161 204H163V205H161ZM174 204L176 205V208H175V206H174ZM64 205L66 206V207H69V208H66V207H64ZM78 205V206H77ZM118 205H119V203H118ZM130 205H128V206H130ZM177 205H179V206H177ZM184 205V206H185ZM55 206V205H54ZM55 206V207H56ZM84 206V207H83ZM115 206H117V207H115ZM165 206V207H164ZM59 207L61 208V209H59ZM114 207V208H113ZM130 207V208H131ZM13 208H15V207H13ZM22 208V207H21ZM84 208V209H83ZM90 208V209H89ZM116 208H118L119 209V212H115L116 210L118 211V209H116ZM147 208L149 209V212H148V210H147ZM170 208H172V209H170ZM178 208V209H177ZM180 208V209H179ZM23 209V208H22ZM25 209H26V207H25ZM32 209H31V213L33 212L32 211ZM64 209V210H63ZM75 209H78V210H76L77 211V213H75ZM146 209V210H145ZM151 209V210H150ZM176 209V210H175ZM182 209H183V212H182ZM63 210V211H62ZM66 210V211H65ZM80 210V213H78V211ZM91 211L90 213L88 212V211ZM134 210H136L135 212H134ZM137 210H140V211H137ZM143 210H145L144 212H143ZM168 210V211H167ZM177 210L178 211H181L182 213H176L177 212ZM17 211H20L19 209L17 210ZM23 211H24V217H25V214H28L27 213V211H25L24 209H23ZM57 211V213L59 214V212L62 214V212H63V214H64V212H65V214L67 215V217L65 216V214L63 215L62 214V216H61V214H59V216H61L60 218H59V216L58 215H56V214H53V213H55V212ZM82 211V212H81ZM114 211V212H113ZM124 211V212H125ZM146 211H147V213H146ZM152 211H153V213H152ZM174 211H176L175 213H174ZM193 211V210H192ZM192 211H190V213L192 212ZM29 212H30V210H29ZM51 212V213H50ZM53 212V213H52ZM88 212V213H87ZM126 212V213H127ZM172 212V213H171ZM185 212V213H184ZM30 213V214H31ZM50 213V214H49ZM69 213V214H68ZM113 215H112V214ZM115 213L118 215H116L117 216V218H119V221H120V223L118 222V219L116 218V216H115ZM119 213V214H118ZM134 213V214H133ZM144 213V214H143ZM150 213H152V214H150ZM168 213V214H167ZM171 213V214H170ZM53 214V216H57V220H52V219H49L50 218V216L49 215H52ZM121 214V215H120ZM129 214H131V215H129ZM145 214H146V216H147V214H148V217H144L145 216ZM173 214V215H172ZM182 214V215H181ZM192 214V213H191ZM18 215V214H17ZM165 215V216H164ZM167 215V216H166ZM1 216H2V218L4 217L2 214L0 215V220L2 219L1 218ZM105 216V217H104ZM120 216H122V217H120ZM124 216V217H123ZM125 216H127L129 219H128V223L127 222H124V221H122L121 222V220L122 219H124L125 221L127 220L126 218L127 217H125ZM190 216L191 215H187V217L188 218H190ZM21 217H22V215H21ZM32 217H34V215H32ZM115 217V218H114ZM131 217V218H130ZM141 217H143V218H141ZM165 217V219H162V218H164ZM186 217V219H188ZM20 218V217H19ZM51 218H53V217H51ZM58 218H59V220L61 221V219H63L61 222H60V225H62V227H60V225L59 224H57V223H59V220H58ZM103 218V219H102ZM171 218V219H170ZM21 219V218H20ZM55 219V218H54ZM105 219V220H104ZM117 220V222H115V221H113V220ZM152 219H154V220H152ZM160 219H162V221L160 220ZM168 219V220H167ZM177 219V218H176ZM264 219V215H263V218H262V220ZM3 220V219H2ZM1 220V221H2ZM4 220H7L6 218L4 219ZM0 221V223H4L5 222V225H3V228H4V226L7 228V224L8 223H10V222H12L13 221V219H11V221H9V222H7V221ZM27 220V219H26ZM25 220V221H26ZM51 220V221H50ZM130 220V221H129ZM140 220V221H139ZM172 220V221H171ZM58 221V222H57ZM115 222V224L113 223V222ZM139 221V222H138ZM160 221V222H159ZM166 221H167V223H166ZM16 222V220H14L13 222H12V224L13 223H15ZM63 222V223H62ZM79 222H80V224H79ZM95 222H96V225H95ZM109 222H111V223H113V224H111V223H109ZM163 222V223H162ZM164 222H165V224H164ZM62 223V224H61ZM93 223V224H92ZM107 224V226L105 227V225ZM108 223H109V225H108ZM119 223V224H118ZM161 223V224H160ZM11 224V223H10ZM57 224V226H55ZM83 224H85V225H83ZM110 224H111V227L114 229V227H113V225L115 226V230L112 232V231H110V230H113L111 227H110ZM132 224V225H131ZM139 224V225H138ZM155 224V225H154ZM160 224V225H159ZM168 224H170V226L173 224V227L171 226V227H169V228H167V226H168ZM15 226H19V224H18V222L17 223H15L14 224ZM14 225H9L10 227H12V229L13 230H11V228H10V230H7V232H9V231H11V232H13V234L15 235V233L17 234V235H20V234H22V233H19V232H21V230L19 229L18 230V226L17 227H14ZM24 225H27L28 227H31L32 225H34L33 224V220H30L29 219V222H28V220L26 221V223L24 224ZM51 225H53L54 226V228L55 227H58L60 230H58V228H53V226L51 227ZM82 225H83V229H85V231H86V233L84 232V230L82 231ZM90 225H92V227L90 226ZM98 225V226H97ZM129 225L131 226V228H129ZM159 225V226H158ZM163 225H165L164 227H163ZM96 226H97V228H96ZM99 226H101L100 228H99ZM155 226V227H154ZM162 226V227H161ZM51 227V228H50ZM97 229L96 231H94L95 229ZM102 227H103V229H102ZM158 228L159 227V230L157 231V229H155V228ZM167 228L168 230L170 229V230H172V231H168V232H170L169 234H168V232H166L167 231V229H164V228ZM6 228H4L5 229V231H4V233L6 232ZM17 228V229H16ZM68 228V229H67ZM71 228V229H70ZM75 230L76 228H78V230H80V231H82V232H80V231H74L73 229ZM111 228V229H110ZM163 228V229H162ZM173 228V229H172ZM3 229V230H4ZM49 229H51V231L49 230ZM56 229H57V231H56ZM65 229H67L68 231H66ZM101 229V230H100ZM106 229V230H105ZM107 229H109V231H107ZM153 229H154V231H153ZM161 229L163 230V232L161 231ZM178 229V228H177ZM16 230V231H15ZM71 230H73L72 232H71ZM88 230V231H87ZM92 230V232L93 233H91L90 231ZM116 230H118V232L116 231ZM166 230V231H165ZM185 230H187V228L185 229ZM0 231L1 232H3L2 231V228H0ZM14 231H15V233H14ZM19 231V232H18ZM47 231V232H46ZM48 231H49V233H50V235L48 236ZM60 231V232H59ZM99 231V232H98ZM100 231H102L101 232V234H100ZM107 231V232H106ZM117 233H116V232ZM155 231H157L156 233H155ZM160 231V233H158ZM166 233H165V232ZM11 232H10V234H11ZM46 232V236L45 235H43L44 233ZM54 232V233H53ZM68 232H69V234H68ZM85 233V235H81L82 237L80 238V234H82V233ZM90 232V233H89ZM94 232H96V233H94ZM109 232V233H108ZM132 232H137V236L136 235H134V234H136V233H132ZM163 234H162V233ZM61 234L62 236H59L58 234ZM73 233L74 234H77V233H79L78 235V237L76 236V235H73ZM83 233V234H84ZM102 233H107L106 235H103ZM132 233V234H131ZM155 233V234H154ZM6 234V233H5ZM66 234H68L69 235V237H68V235H66ZM91 234H92V236H91ZM97 234V235H96ZM99 234H100V237H99ZM163 235L164 236V240L162 239V237H161V235ZM8 235V236H7ZM12 235L13 236V238H12V240H11V237L9 236V233H7L6 235H4L5 236V238L4 239H6L5 241H6V244L8 243L7 242V238H9L10 240H11V242L12 241H14L13 242V244H11V245H13V246H16V245H18V244H16L17 243V241L15 242V240H16V238H17V236L15 235ZM57 235V236H56ZM90 235V236H89ZM101 235H103L102 237H101ZM154 235V236H153ZM158 235V236H157ZM7 236V237H6ZM46 237V238H44V237ZM47 236H48V241H50L51 243H53V242H58V240H59V242H61L62 243V245H63V241H64V243H65V246H62L60 243H53L54 245H56L58 248H57V250H55L56 248V246H52L53 248H51V247H49V249L51 248V251L52 250H55V251H52V253H49L48 252V254L46 255V253H47V251H49V250H46V253H45V249H47L46 247L44 248V246L46 245L45 244V240L47 239ZM54 236V237H53ZM56 236V237H55ZM70 236H72V237H70ZM75 236H76V238H75ZM85 236H86V238H85ZM133 237V236H135L136 238H134L135 240H133V238H131V237ZM149 236H151L152 237V239L151 238H148ZM161 237V239L163 240V242H166V243H168V245L166 244V243H164L165 244V247H167L168 246V249L170 250V252H172L173 253V251H174V255H172V257L170 256L171 254L169 253V257H166L167 255L165 254V252L167 253L168 251H167V248H164V246H162V245H164L163 244V242L161 243V239H159L160 237ZM166 236H169L168 238H166ZM50 237V238H49ZM58 237V238H57ZM93 237V238H92ZM121 237V238H120ZM147 237V238H146ZM158 237V238H157ZM57 238V239H56ZM67 239L68 241H70V242H68L67 240L65 241V239ZM74 238H75V241H73L74 240ZM78 238V239H77ZM131 238V239H130ZM153 238L155 239V240H153ZM17 239H20V237L19 238H17ZM22 239H23V237H21V239H20V242H22ZM41 239V240H40ZM43 239H44V241H43ZM52 239V240H51ZM80 239V240H79ZM149 239H151L149 242H148V240ZM39 240L40 241H42V243H44L45 245L44 246H42L43 248H44V252H43V248H42V252L43 253H45V254H42V253H40L39 251H41V250H37L36 248V246H38V247H40L42 244H41V242H39ZM85 240V241H84ZM135 241V242H132V241ZM179 240V241H178ZM48 241L46 240V243H48ZM72 241L73 242H75L76 244H77V242H81L80 244H81V246H80V244L78 243L77 245L76 244H73L72 243ZM152 241V242H151ZM49 242V243H50ZM131 242V243H130ZM41 244V245H37V244ZM48 243V244H49ZM134 243H135V245H134ZM5 244V245H6ZM14 244H16V245H14ZM48 244H47V246H48ZM66 244H68V245H66ZM51 245V244H50ZM72 245V246H71ZM87 245V246H86ZM13 246H9L8 245V249H11ZM30 246H31V243H30ZM68 246V247H67ZM77 246L79 247L78 249H76L77 248ZM248 246V245H247ZM246 246V248H245V250L246 251H248L249 250V252H250V254L252 253V251H255V248H253V247H247ZM36 247V248H35ZM111 249H110V248ZM158 247H160V248H158ZM61 248V249H60ZM64 248V249H63ZM66 248V249H65ZM81 248H83V251H82V249ZM94 248V249H93ZM101 250H100V249ZM103 248H105V250H104V252H103ZM106 248H108V251H109V253H108V251L106 250ZM137 248V247H136ZM113 250V251H110V250ZM164 249V250H163ZM248 249V250H247ZM262 249L264 250V246L262 247ZM12 251H14V249H11ZM15 250H17V248L15 249ZM77 250H79V252H76ZM86 250V252H84ZM94 250V251H93ZM137 250V249H136ZM10 250H8V252H9ZM58 251H61V252H64L62 255H60V254H53V253H55V252H57L58 253ZM76 252V255L78 254V257L76 256V255H74L75 254V252ZM145 251H146V253H145ZM7 252V251H6ZM5 253V255H7V254H9V253H11V252H9V253ZM60 252V253H61ZM82 252H84V253H82ZM114 254H116V255H112V253ZM141 253V255H140V253ZM139 253V254H138ZM143 253H145V255L143 256L142 254ZM12 255L14 254V253H11ZM71 254H73V255H71ZM82 254L84 255V257L82 256ZM86 254V255H85ZM110 254H111V256H110ZM164 254V255H163ZM12 255H7L8 257L6 258V256H3V253L1 254V252H0V261H1V258L2 259H4V258H6V260H8V261H6L5 259V262L4 263H2V262H0L1 264H7V262H9L10 264H12V262H13V264H16V262L17 261H15L13 258H15V257H12L11 258V256ZM129 257H128V256ZM135 255V256H136ZM148 255V256H147ZM166 255V256H165ZM14 256H16V255H14ZM61 256V257H60ZM73 256H75L76 258H75V260L73 259L74 257ZM92 256H94V257H92ZM140 256V257H139ZM162 256H165V257H162ZM19 257V258H18ZM36 257V258H35ZM39 257H43V259L41 260V258H39ZM80 257V258H79ZM251 257V256H250ZM9 258V259H8ZM35 258V259H34ZM56 258V259H55ZM58 258V259H57ZM62 258V259H61ZM85 260H84V259ZM92 258V259H91ZM127 258L129 259V260H127ZM163 258V263H162V261H160V259H162ZM171 259V260H168V259ZM11 259H13V261H11ZM24 260L23 262H22V260ZM49 259V260H48ZM79 259V260H78ZM117 259V260H116ZM122 259V260H121ZM133 259V258H132ZM236 259V260H235ZM33 260H35V263H34V261ZM51 260H50V262H51ZM60 260V261H59ZM80 260V261H81ZM90 260V261H89ZM121 260V261H120ZM135 260H134V262H135ZM165 260H167V262H165ZM15 261V262H14ZM36 261H38L37 263H36ZM41 261V262H40ZM48 263H47V262ZM113 263H112V262ZM159 261V262H158ZM235 261V262H234ZM237 261H238V258L235 256V258L234 259H232V262H233V264H237ZM43 262V263H42ZM82 262L81 263H79V264H82ZM87 262H90V263H87ZM171 262V263H170ZM8 263V264H9ZM51 263H53V261L51 262ZM96 263V262H95ZM94 263V264H95ZM239 263V262H238ZM18 264V263H17ZM97 264V263H96ZM123 264V263H122ZM240 264V263H239ZM242 264V263H241Z\"/></svg>",
    "mask_w": 264,
    "mask_h": 264
},
{
    "label": "bare ground",
    "instance_id": "2",
    "mask_svg": "<svg viewBox=\"0 0 264 264\" xmlns=\"http://www.w3.org/2000/svg\"><path fill=\"white\" fill-rule=\"evenodd\" d=\"M12 1H13V0H12ZM26 1H27V2H26ZM38 1L41 2V3H43L42 5H43V7H45L44 9H43V7H42L43 10L47 9V10L45 11V13H43L44 15L41 13L43 16H46V17H47V14L50 15V12H48L49 9H50V10L52 9V12H51L52 14L55 13V12L57 11L56 9H58V8H56V7H58V6H55V7H54V6H52V7L49 6V4H48L47 2H45L46 0H42V1L38 0ZM47 1H48V0H47ZM49 1H50V0H49ZM51 1H52L51 3H53L54 5H57V4H55V3H57V2L60 1V0H58V1H57V0H54V1L51 0ZM61 1H62L63 6H64V7L66 6V7L68 8V5H66V3H63V0H61ZM64 1H65V0H64ZM70 1L73 2V0H70ZM103 1H104L105 3L103 2L102 5L99 3V4H100V7H99L100 9H99V10H100V11L102 10L101 13L106 14L107 11H109V10H111V9H113L112 11H114V8H115V10H117V11L119 10V9H116V4H115L116 2H114V0H108V1L103 0ZM110 1H111L112 3H111ZM118 1H119V3H118L119 5H120V4H123V2H124V6H126V7L129 6V7L131 8V9L128 8V10L130 9L129 12H128V10H127V13H128L129 15L131 14V12H133L132 8H133V4H134V3L131 5L129 2L124 1V0H123V2H122V0H117V2H118ZM187 1H188V0H187ZM187 1L184 0V2H187ZM208 1H209V0H208ZM210 1H211V0H210ZM210 1H209V2H210ZM13 2H14V1H13ZM15 2H16V4H15ZM15 2H14L15 8H13V11L15 10V11H14L15 13H16V11H18V9H19L20 7H21V10L24 11V10L22 9V7L25 6V5H24L25 2H26V4H29V5H27L28 8H29V6L31 5V4L29 3L30 0H16ZM44 2H45V3H44ZM54 2H55V3H54ZM72 2H71V3H72ZM98 2H102V0H101V1H100V0H99V1H98V0H96V1H95V0H74V2H73L72 4H75V7L73 6L74 8H82V10H83L85 13H86V12L88 13V11H89L90 9L88 10L87 7L90 6V5H93V4H98ZM106 2H108L109 4H106ZM120 2H121V3H120ZM126 2H127V3H126ZM184 2H183V3H184ZM215 2H219V0H218V1L216 0ZM221 2H223V1L221 0ZM221 2H219V3H221ZM9 3H10V2H9ZM9 3L7 2V0H0V8H1L2 5H7V4H9ZM46 3L48 4V6H47ZM71 3L69 2L70 6H72ZM125 3H126L128 6H127ZM212 3H213V0L209 3V5H211V6H215V5H216V3H215V4H212ZM219 3H217V4H219ZM12 4H13V3H12ZM37 4H38V3H37ZM37 4H36V5H37ZM44 4H46L47 7L44 6ZM62 4H61V6H60V7H61V8H60L61 10L58 9V11L55 13L54 20L52 21V22H54V23H52V25H51V26H54V25H55V29H54V30H56V33H55V32H52L54 27H51V26H50V28H52V30L50 29L51 32H52V34H51V32H49V33L51 34V36L48 35L49 33H48V34L46 33V32L49 30V27L46 26V25H49V23H50L51 21H50V22L48 21V22H49V23H48L47 20L45 19V20H46L45 22L47 23V24L44 23L45 25L43 24V22H40V20H38V21H33V20H32V21L29 22V23H26V21H24V20H23V21H20V19L17 18L18 15H20L21 13H23L20 9H19V10L21 11V13H20V12H19V14L16 13L17 16H14V15H13V14H15V13H12L13 16H12V15H9V16H8L9 19L11 20V22H10V20H9L8 18L6 19L7 21H5V22H3V23H2L1 20H0V60L2 59V61H4V60L7 61V62L4 61V62H3L4 64H3V63H2V64L0 63V65H1L0 69H2V70H4V71H5L6 69H9V70H6V71H8V73H6V76H8V78H7V79L5 78V80H7V82L10 81L11 84H12V85H11V84L8 83V84H9V85H8L7 82H5L4 79H3V81H4V83H5V84L3 83V85H4V86H3L2 83H1V80H2V79L0 80V83H1V84H0V156L3 155L5 152L7 153V152L9 151V155H8L9 157H8L6 160H4V163H3V162H0V164L3 163L2 165H0V172H1V170H4V169L7 168L8 166L11 168V170H10V169L7 170L6 173L4 172V173H5L4 175H2L3 173L0 174V215L2 214V215L4 216L3 218H2V216H1V218H2L3 220H4L5 218L7 219V220H4V221L9 222V221H11V219H13V221L16 220L15 223L18 222V224H19V226L17 225V226H18V227H17V226L14 225L15 223L12 224V222H13V221H12V222H10L11 224H10V223L7 224L8 226H7V228H6V227H5V226H6V225H5V222H4V223H0V228H2V231H3V232L0 231V252H1V254L3 253V256H6V258L8 257L7 255L10 256V255H12L11 253H14V254L11 256V258H12V257H15V258H13V259H14V260L16 259V260H15V261H17L16 264H17V263H18V264L20 263V261H19L20 258H19V257H18L19 259L16 258L17 255L20 256V257L22 258V257H23L22 255H24V254L27 253V252H30L31 248H33V246H32V245H33V242L36 241V240L39 238V236L41 235L42 231H43V230L45 229V227H46V224H45L46 220L48 221V214H47V217L44 216V211H47L45 206L40 207V208H33V209H32L31 207H35V206H32V205H35V204L38 205V203H41V202H43V201L46 200V199H47L48 202H49L50 199H48V198H49L48 196H50V195L47 194L48 196H46V197L44 198V197H43V194H44V193H43L42 195L39 194V193H38V194L35 193V189H32V187H34V186H33V183H32L31 186L28 185L27 187H25L24 190L22 189V196L20 197L19 200L16 199V200H17V201H16L17 205H14V206H13L14 203L12 202V203H13L12 206L15 207V208H13V207L10 206V205H11V204H10L11 201H7V202H6V201L4 200V203H7V204H3V203H1V202H3V197L5 198L6 196H8V195L11 193L10 190H9L10 181L13 180L14 178H15L14 181H13L14 184H15V182L20 181V179H17V178H18V175H20V174L22 173V172H20V171H22L23 169L19 171V169L15 168L16 165H13V164H15L13 161H17V162H19V160H20V163H21V160L24 161V157H23V156L27 155V157H28V154H25V152H24V148H27V150H28V149L30 150V149H31V148H29L30 144H32L33 141H35L33 138H31V139L33 140V141H32V140L30 139V136H32V135L34 134L33 137H35V135H36V137H38V136H41V135H42L43 133H45V132L50 133V135H51V130L54 131V128H55V127H56L57 129H59V128L61 127V126H60L61 124H59V125L57 126V123H56V122H59V123H60V120H61V119H59V117L56 118L58 114L54 117V115L56 114V111H52V112H50V111L53 110V109L57 110V107L59 106L58 102H61V101H64L63 103H65L66 105L63 104V105H64L63 107L66 108V106H68L69 103L66 102V99L64 98V96H65L64 93L67 92V95H68V94L71 95V93H68V91H66V90H64V89H62V88L60 87V89H61L62 91L59 90V91H60L59 94H58V93H56V94H58L61 98L63 97L65 100H64V99L62 100L58 95H57V96H58L59 98L55 96L56 98L60 99V100H57L58 102H57V106H56V108H55L54 104H53V103H50V101H49V100H51V99H50L51 97H50V98H49V97H47V98L45 97V98H44V95H45V96H48V92H49V90H48V92H45L44 94L41 93V92H44L45 89H44V91H40V90H42L41 87H43V85L41 84V81H42V80H43V81H48V79L46 78V76L43 77L44 79L39 78L38 75H41V77H42V74L45 75V72L42 73V71H41L42 74H39V73L36 72V71H37L36 69H35V70L33 69L32 66H33L34 64L32 65L31 62L35 61V62L37 63V61L35 60V58H31V56H30V58L24 59V60H25V63H23L24 61L18 59V57H21V56H24V55H29V54L32 53L33 50L31 49L30 46L33 47V45H32V42H33V41H30V40H31V36H30V35H36V32H37V31H39V30L41 31V30H42V32L40 33V34H41V35H40V38H39V42H42V43H41L42 45L40 44V46L45 48V46L48 45L47 43H50V42H51V43L49 44V46H46V47H47L46 50H49V49L51 50V51H49L50 53L46 51L48 54H45V56H42V57H43V58H46V57L52 56L53 54H58L59 57L62 56V55L65 57V58L60 57V58L62 59V62H64V59H65V62H67V61H66V60H67V57H68L67 55H68V53H69V52H67V51H69V50L71 51V47H69V46L72 45L73 39H72V41H71V40H70L71 37L69 36V34H66V35L69 36V37H68V41H66V43L68 42L67 44H69V45L66 44V46L68 47V48H67L68 50H67V49H66V46H65V44H64V43H65V40H67V38L65 39L66 35L64 36V39H63L64 41H62V40H61L62 42L60 41V44L62 45V47H64L63 49H62L61 47L58 46V45H60V44H59V42H58V38H57V37H59V36L61 35L62 28H64V30H66L65 28H67V31H68V30L71 29L73 26L76 25V27H77V25H79V24H78V21H76V19H74V20L77 22V24H76V22H75L74 20H73V21H74V22H73L70 18L64 16V15L67 13V8L65 9V8L62 6ZM89 4H90V5H89ZM110 4H111V5H110ZM112 4H113V5H112ZM114 4H115V5H114ZM129 4H130L132 7H131ZM205 4H206V3H205ZM205 4H204V6H205ZM10 5H11V4H9V7H10ZM14 5H13V6H14ZM38 5H39V4H38ZM40 5H41V4H40ZM59 5H60V3H59ZM85 5H86L87 7H85L86 9H83ZM103 5H104V6H103ZM106 5H107V7H106V9H105V6H106ZM109 5H110V6H109ZM181 5H183V4L181 3ZM219 5H220V4H219ZM219 5H216V7H219ZM11 6H12V5H11ZM13 6H12V7H13ZM98 6H99V5H98ZM98 6H97V7H98ZM101 6L103 7V9H102ZM111 6H115V7L110 8ZM117 6H118V5H117ZM121 6H122V5H121ZM124 6H122V7H124ZM207 6H208V5H207ZM207 6H205V9H206ZM211 6H210V9H207V10H209V12H210L211 15H212L211 12L214 11V12H213V15H212V16H213L212 18L214 19V15H216L217 13H222V11L218 12V11H216V8H215V7H214V8H215V9H214V8H211ZM222 6H223V4H221V7H222ZM9 7L7 8V10L9 9L10 11H12V7H10V8H9ZM49 7H50V8H49ZM94 7H96V5H95V6H94V5L92 6V8H94ZM97 7H96V8H97ZM108 7H109L110 9H109ZM118 7H119V6H118ZM126 7H125V10H126ZM221 7H219V8H221ZM5 8H6V7H5ZM24 8H27V7L25 6ZM28 8H27V9H28ZM31 8H32V7H31ZM33 8H34V7H33ZM48 8H49V9H48ZM53 8H54V9H53ZM63 8H64V9H63ZM107 8H108L109 10H108ZM207 8H208V7H207ZM122 9H124V8H122ZM211 9H212V10H211ZM213 9H214V10H213ZM53 10H54V11H53ZM72 10H73V9L71 8V11H72ZM78 10H79L78 15L80 14V12H81V13H84V12H82L80 9H78ZM91 10H92V11H91ZM91 10H90L89 12H91V14H92L93 16H90V15H88L87 13H86L84 16L81 15V16H83V18H85L84 21H85V22L87 21V25H88V23H89L88 26H90V27H92V24H91L92 21H91V18H89V17H92V18H93L92 20H94V19L97 20L99 17H101V16H99L100 13L98 14L99 11H97V13H96L95 11H93V9H91ZM94 10H95V9H94ZM97 10H98V9H97ZM105 10H106V12H105ZM125 10H124V11H125ZM155 10H156V9H155ZM207 10H205V11L208 12ZM221 10H222V9H221ZM13 11H12V12H13ZM25 11H27V10H25ZM59 11H60V12H59ZM64 11H65V12H64ZM74 11H76V10H74ZM112 11H111V12H112ZM124 11H123V12H124ZM47 12H48V13H47ZM63 12H64V13H63ZM68 12H69V8H68ZM123 12H122V10H120V11H118V14L120 13V14H124V15L126 16L127 13H126V12L123 13ZM152 12H153V11H152ZM216 12H217V13H216ZM7 13H9V11H7ZM46 13H47V14H46ZM59 13H61V14L63 13V14H64V15H63L64 17L60 16ZM93 13H94V14L96 13V16H97V17L99 16V17L96 18L95 15H94ZM112 13L114 14V12H112ZM215 13H216V14H215ZM9 14H10V13H9ZM16 14H15V15H16ZM73 14H75V13L73 12ZM97 14H98V15H97ZM104 14H102V15H104ZM108 14H110V12H109ZM115 14H117V13L115 12ZM157 14H158V16H159L160 13H157ZM23 15H24V13H23ZM30 15H32V13H30ZM49 15H48V16H49ZM58 15H59V16H58ZM78 15H76L75 17H77ZM87 15H88L89 17H88ZM147 15H148V14H147ZM161 15H164V14L161 13ZM169 15H170V14H169ZM204 15H205V14H204ZM211 15L209 16V14H208V16H207V14H206V15H205V18H206V17H207V18H208V17L210 18ZM220 15H221V14H220ZM81 16H79V17H81ZM119 16H120V15H119ZM137 16L139 17L141 24H143V23H142L143 21H141L142 18H140L139 15H137ZM158 16H157L158 19H161V18L163 17V16H161V17H158ZM165 16H167V15H165ZM165 16H164V17H165ZM10 17H11V18H10ZM46 17H45V18H46ZM50 17H51V15H50ZM58 17H59L60 19H58ZM69 17H71V16H69ZM106 17H107V16H106ZM106 17H104V18H106ZM108 17H109V16H108ZM122 17H123V16H122ZM138 17H137L136 20H138ZM153 17H154V16H153ZM153 17H152L151 20L154 19L155 22L158 21V19H155V17H154V18H153ZM215 17H216V16H215ZM55 18H57V19H55ZM66 18H67V20H65ZM71 18H72V17H71ZM117 18H118V17L115 16V18H114V17H111V18H109V20L111 21V19H112L111 22L114 21V23H115V19H117ZM125 18H127V17H125ZM128 18L130 19L129 16H128ZM149 18H150V17H149ZM166 18H167V17H166ZM171 18H172V17H171ZM171 18H170V19H171ZM207 18H206V23L203 22V23H204V27H207L205 31H207V29L209 30V28H210V27L208 28V26H205V25H206V24L208 25V23L211 22V21L213 20V19H212V20L209 19V20H211V21H208V22H207ZM61 19H62V20H61ZM63 19H64L65 22L63 21ZM72 19H73V18H72ZM77 19H79V18L77 17ZM81 19H82V18H80V20H81ZM102 19H103V18H102ZM106 19H107V18H106ZM163 19H164V18H162V20H163ZM217 19H218V18H217ZM3 20H4V19H3ZM48 20H49V19H48ZM55 20H56V24H55ZM59 20H60V22H58ZM69 20L72 21L71 24H73V23L75 24V25H71L70 22H69L68 26L70 25V26H69L70 28H69L68 26L66 27V25H67V23H68ZM95 20H94V22L96 23ZM99 20H100V18L98 19V21H99ZM107 20H108V19H107ZM120 20H121V19H120ZM125 20H126V19H124V21H125ZM168 20H169V19H168ZM168 20H167V23H165L166 25L171 23V21H170V20L168 21ZM62 21H63V22H62ZM98 21H97V22H98ZM104 21H105V20H102V21H101L102 24H104V23H103ZM116 21L119 22V18H118V20H116ZM124 21H123V23H124ZM147 21H149V19H148ZM147 21H146V22H147ZM172 21H173V18H172ZM215 21H216V20H215ZM215 21H214V22H215ZM61 22H62L63 27H62V25H60ZM94 22H93V24H94L93 27H95V23H94ZM106 22H107V21H105V26L107 25ZM121 22H122V21H120L119 23H121ZM146 22H144L145 25H146ZM160 22H161V21H160ZM165 22H166V21H165ZM168 22H169V23H168ZM65 23H66V25H65ZM98 23H99V22H98ZM114 23H112V25H113V27H114V30L120 28L121 24H118V23L116 22L115 24H118V26H119V27H118V26L114 25ZM150 23H151V22H149V24H150ZM152 23H153V22H152ZM212 23H213V22H212ZM216 23H217V22H216ZM50 24H51V23H50ZM96 24H97V23H96ZM141 24H140V25H141ZM156 24H157V23H156ZM156 24H155V25H156ZM43 25H44V26H43ZM84 25H86V23H85ZM98 25H101V24H98ZM147 25H148V24H147ZM152 25H153V24H152ZM157 25L159 26V24H157ZM157 25H156V27H158ZM170 25H171V24H170ZM210 25H211V23H209V26H210ZM212 25H214V23H213ZM60 26H61V27H60ZM64 26H65V27H64ZM102 26H104V25H102ZM109 26H110V25H109ZM148 26H149V25H148ZM148 26H147V29L149 28ZM163 26H164V24H163ZM201 26H203V25H201ZM44 27H47V28H48V30H47L45 33L43 32V31L46 30ZM57 27H59V28H57ZM76 27H73V28L75 29V31L77 30ZM86 27H87V26H86ZM100 27H101V26H100ZM107 27H108V26H107ZM156 27H155L153 30H157V32H158V29H159V28L156 29ZM159 27H160V26H159ZM164 27L167 29L168 26H167V27L164 26ZM164 27H163V28H164ZM169 27H170V26H169ZM172 27H173V25H172ZM73 28H72V29H73ZM87 28L89 29V27H87ZM101 28H102V27H101ZM101 28H100V29H101ZM105 28H106V27L102 28V32H100L101 30L99 31L100 34L104 35V34H103V29H105ZM144 28L146 29V27H144ZM161 28H162V26H161ZM186 28L189 29V27H187V26H186ZM186 28L184 27L183 32L186 31ZM44 29H45V30H44ZM74 29H73V30H74ZM94 29H95V28H94ZM94 29H93V30H94ZM96 29H98V26H96ZM96 29H95V30H96ZM120 29L122 30V32L124 31L123 28H120ZM120 29H118V30H120ZM182 29H183V28H182ZM73 30H69L68 32L71 33V31H73ZM160 30H161V29H160ZM163 30L165 31V29H163ZM163 30H161V31H162V34H163ZM59 31H60V35H59V33H58ZM67 31H66V32H67ZM77 31H78V30H77ZM77 31H76V32H77ZM89 31H90V30H89ZM91 31H92V30H91ZM91 31H90V32H91ZM104 31H106V30H104ZM63 32H64V31H63ZM76 32H73V35H74ZM79 32H80V31H79ZM90 32H89V33H90ZM97 32H98V31H97ZM97 32H96V33H97ZM117 32H118V31H117ZM96 33H95V34H92V33H91V34H87V35H88L89 37H90V35H91V36L94 35V37H92V38L94 39L95 37H97V36L100 35L99 33H97V34H96ZM104 33H105V32H104ZM120 33H121V31L119 32V34H120ZM146 33H147V31H146ZM146 33H145V35H146ZM160 33H161V32H160ZM160 33H159V34H160ZM165 33H166V32H165ZM165 33H164V34H165ZM55 34H56V35H55ZM71 34H72V33H71ZM110 34H111V33H110ZM119 34H118V35H119ZM155 34H157V33H155ZM155 34H154V36L156 37ZM164 34H163V35H164ZM186 34H187V33H186ZM208 34H209V31H208L207 35H208ZM57 35H58V36H57ZM62 35H64V33H63ZM62 35H61V36H62ZM73 35H71V36L74 38L76 35L79 36L80 34L77 33L76 35H74V36H73ZM96 35H97V36H96ZM121 35L125 36L124 33L121 34ZM160 35H161V34H160ZM27 36H28L29 38H28ZM48 36H49L53 41H55L54 39H55V37L57 36V37H56L57 39H56L55 43H53V41L50 40V41H48L47 43L45 42V43L43 44V42H44L43 40H46V38H47ZM110 36L112 37L113 35H110ZM115 36H116V35H115ZM115 36H113V37H115ZM123 36H122V38H123ZM147 36H148V34H147ZM157 36H158V34H157ZM167 36H168V34L165 36V38H167ZM25 37H26V38H25ZM41 37H42V39H41ZM49 37H48L47 39H49ZM52 37H54V39H53ZM89 37H86V38L89 39L88 41H91V39H90ZM101 37H102V36H101ZM111 37H110V38H111ZM144 37H146V36H144ZM77 38H78V37H77ZM102 38H104V37H102ZM108 38H109V37H108ZM108 38H107V39H108ZM110 38H109L108 40H106V41H105V39H103V40H102L101 38H99V39H101V40L103 41V44L106 43V42H108V41H109L108 43H113V45H112L113 48H109V47H111V46L108 47L109 50H110L112 53L115 51V49H117V46H116L117 44H119V46H118V50H121V49H119V48H120L121 46H123V44H120V43H121L120 40H119V43H118L117 40L112 41ZM118 38L122 40V38H121L120 36H119ZM124 38H125V37H124ZM162 38H163V37H162ZM25 39H27V40H25ZM75 39H76V38H74V40H75ZM112 39H113V38H112ZM114 39H115V38H114ZM145 39H147V38H145ZM145 39H144V41H145ZM199 39H201V38H199ZM204 39H205V38H204ZM40 40H41V41H40ZM97 40H98V39H97ZM97 40H96V41H97ZM110 40H111V41H110ZM123 40H124V39H123ZM125 40H126V38H125ZM139 40H140V39H139ZM161 40H162V39H161ZM161 40H160V41H161ZM69 41L71 42V44H70ZM79 41H80V40H79ZM79 41H78V42H79ZM88 41H87V42H88ZM93 41H94V40H93ZM116 41H117V42H116ZM126 41H127V40H126ZM147 41H148V39H147ZM147 41H146V42H147ZM166 41H167V40L164 39V41H162V42L165 43ZM201 41H203V40H201ZM63 42H64V43H63ZM78 42H77V43H78ZM97 42H98V43H96V42H95V43H96V44H99L100 40L97 41ZM114 42H116V43H114ZM127 42H128V41H127ZM127 42H126V43H127ZM148 42H150V41H148ZM156 42H157V41H156ZM178 42H179V41H178ZM52 43H53V44H52ZM75 43H76V42H75ZM85 43H86V42H85ZM88 43L94 44V45H93L94 47H91L92 49L96 48V49L102 50L103 53H102L101 51H99V53L101 54V55L98 54L99 56H102V55H103V56H104L103 58H105V57L107 58V55L105 56L104 51H103V50H105V49H103V47H105L104 45H103L102 48H100V47H101L100 44H99V46H100V47H99V46H96L95 43L92 42V41H91V42H88ZM100 43H101V42H100ZM123 43H124V46H125L126 44H125L124 41H123ZM142 43H143V45H145V44H144L145 42L142 41ZM159 43H160V42H159ZM159 43H158V44H159ZM51 44H52V45H51ZM54 44H55V45H54ZM79 44H80V45L83 44V41H82V42L80 41ZM129 44H130V43H129ZM129 44L127 43V45H126L127 49H128ZM150 44H151V42H150ZM150 44L147 43L146 45L148 46V45H150ZM174 44H175V43H174ZM177 44H178V43H177ZM177 44H176V45H177ZM37 45H38V44H37ZM61 45H60V46H61ZM63 45H64V46H63ZM101 45H102V44H101ZM107 45H110V44H107ZM107 45H106V46H107ZM146 45H145V47H146ZM156 45H157V43H156ZM171 45H173V44L171 43ZM203 45H204V43H203ZM9 46H10V48H9ZM51 46H52L53 48H55L54 46H56V48L52 50V47H51ZM74 46H75V44H74ZM77 46H78V45H77ZM77 46H76V47H77ZM85 46H86V45H85ZM90 46H92V45H90ZM115 46H116V47H115ZM163 46H164V45H163ZM163 46H161V45L159 44V47L162 48ZM169 46H170V45H169ZM201 46H202V45H201ZM49 47H50V48H49ZM159 47H158V45H157V48H159ZM203 47H204V46H203ZM69 48H70V49H69ZM114 48H115V49H114ZM153 48H154V45H153ZM166 48H167V52H168V49H169L168 46H166ZM38 49H39V45H38ZM40 49H41V48H40ZM57 49H58L59 51H61V53H60ZM61 49H62L64 52H65V49H66V50H67V51H66V52H67V55H66V52L63 53V51H62ZM96 49H95V50H96ZM111 49H113V50H111ZM164 49H165V48H164ZM95 50H94V51H95ZM118 50H117V51H118ZM153 50H154V49H152V51H153ZM158 50L162 51L163 49H162V50H161V49H158ZM52 51H53V53H51ZM81 51H82V50H81ZM110 51H108V53H110ZM117 51L114 52V54H116ZM135 51H136V50H135ZM148 51H149V49H148ZM152 51H151V52H152ZM160 51H159V52H158L157 50L155 51L156 54L158 53V56H157L158 58H159V56H160ZM46 52H45V53H46ZM54 52H55V53H54ZM123 52H124V51H123ZM133 52H134V51H133ZM139 52H140V51H139ZM165 52H166V50H165ZM165 52H164V53H165ZM167 52H166L165 56H166V55L169 56L170 53H169V52L167 53ZM62 53H63V54H62ZM94 53H97V52H94ZM94 53H93V54H94ZM105 53H107V52H105ZM108 53H107V54H108ZM121 53H122V52H121ZM162 53H163V51H162ZM164 53H163V54H164ZM40 54H41V53L39 52V57L41 56ZM59 54H60V55H59ZM91 54H92V51H91ZM110 54H111V53H110ZM114 54H113V56H115ZM123 54H124V53H123ZM123 54H122V55H123ZM151 54H152V53H151ZM153 54H154V53H153ZM163 54H161V56H162ZM46 55H47V56H46ZM95 55H96V54H95ZM111 55H112V54H111ZM133 55H134V54H133ZM141 55H142V54H141ZM170 55H171V54H170ZM53 56H54V55H53ZM69 56H70V55H69ZM99 56H97V57L100 58ZM119 56H120V55H119ZM124 56H125V55H124ZM146 56H147V55H145V57H146ZM148 56H149V57H148L147 59H149L148 61H150V58H151L150 53L148 54ZM152 56H153V55H152ZM163 56H164V55H163ZM163 56H162V57H163ZM165 56H164V57H165ZM32 57H33V56H32ZM42 57H41V58H42ZM92 57L94 58V56H92ZM92 57H91V59H93ZM95 57H96V56H95ZM97 57H96L95 59H98ZM166 57H167V56H166ZM25 58H26V57H25ZM43 58H42V60H43ZM103 58L101 57V59H103ZM111 58H112V57H111ZM111 58H110V59H111ZM113 58H114V57H113ZM115 58H116V57H115ZM117 58H118V57H117ZM130 58H131V57H130ZM155 58H156V57H155V55H154L153 59H155ZM168 58L171 59L172 57H171V58L168 57ZM33 59H34V60H33ZM61 59H60V65H62V64H61V63H62V62H61ZM95 59L93 60V63H94ZM101 59H100V60H101ZM153 59H152V60H153ZM169 59H168V60H169ZM26 60L28 61V63H27ZM32 60H33V61H32ZM98 60H99V59H98ZM98 60H97V61H98ZM152 60H151L150 63H153ZM156 60H157V61H156ZM156 60H153V61H154L156 64H160L159 61H158L159 59H156ZM160 60H161V58H160ZM193 60H194V59H193ZM18 61L21 63V65L23 66V68H21V67H22L21 65H19V67L21 66L20 68H19V67L17 68V66H18L17 62H18ZM29 61H31V62L29 63ZM43 61H44V60H43ZM43 61H42V62H43ZM68 61H70V60H68ZM106 61H107V60H106ZM108 61H109V59H108ZM128 61H130V60H127V62H128ZM146 61H147V60H146ZM162 61H164L163 58H162ZM165 61H167L166 58H165ZM0 62H1V61H0ZM65 62H64V64L66 65ZM95 62H96V61H95ZM113 62H114V61H113ZM115 62L117 63V61H115ZM160 62H161V61H160ZM5 63H6V65H5ZM12 63H13V64H12ZM26 63H27V64H26ZM91 63H92V62H91ZM91 63H90V64H91ZM100 63H101V62L98 61V64H100ZM104 63H105V61L103 62V60H102V63H101V64L103 65ZM108 63H110V62H108ZM108 63L106 62V65H107ZM166 63H167V64H166ZM166 63H165L166 65H164V63H163V65H164V66H167V67H168V66L171 67V64L168 65V62H166ZM169 63H170V61H169ZM10 64H12L13 67H12ZM16 64H17V66H14V65H16ZM24 64H25L26 66H25ZM68 64H72V63H68ZM68 64H67V65H68ZM94 64H95V63H94ZM98 64H97V66H98ZM111 64H112V63H111ZM111 64H108V65L110 66V68H111L113 65H114V67H115V64H114V63H113V65H111ZM129 64H132V63H129ZM129 64H127V66H129ZM141 64H142V63H141ZM143 64H144V63H143ZM8 65L11 66L12 69H15V70H13V72H12V70L10 69L11 67H10V68H9V67H8V68H7V67H4V66H8ZM35 65H36V64H35ZM104 65H105V64H104ZM106 65L103 66V67H101V66H100V67H101V68H104V67H106ZM108 65H107V66H108ZM133 65H134V64H132V66H133ZM95 66H96V64H95ZM97 66H96V67H97ZM109 66L107 67L108 70H106V69H104V70L109 71V69H110ZM178 66H179V65H178ZM2 67H3V68H2ZM14 67H16V68H14ZM38 67H39L38 70H40V66H39V64L37 63V67L35 66V68H38ZM172 67H173V66H172ZM186 67H188V65H187ZM4 68H5V69H4ZM141 68H142V67H141ZM164 68H165V67H164ZM175 68H176V67H175ZM19 69H20V72H18ZM41 69H42V68H41ZM112 69H113V67H112ZM112 69H111L110 71H112ZM134 69H135V68H134ZM134 69H133V70H134ZM169 69H170V68H169ZM171 69H172V68H171ZM185 69H186V68H185ZM10 70H11L12 73L9 72ZM95 70H96V69H95ZM98 70H99V68L97 69V71H98ZM102 70H103V69H102ZM102 70H101V71H102ZM143 70H144V69H143ZM182 70H183V69H182ZM182 70H181L180 68H178L177 72H178V71H182ZM186 70H188V69H186ZM186 70H185V74H186V75H187V74L189 75V73H186V72H187ZM6 71H5V72H6ZM14 71H15V72H14ZM110 71H109V72H110ZM165 71H166V69H165ZM173 71H174L173 74L176 73V72H175L176 69H174ZM188 71H191V70H188ZM87 72H88V71H85L84 73H87ZM98 72H100V71H98ZM98 72H97V73H98ZM140 72H141V71H140ZM163 72H164V71H163ZM166 72H168V76H169V71H166ZM0 73H1V72H0ZM9 73H10L11 75H12L13 73H14V74L16 73V74H15V76L13 77V75L11 76ZM18 73H19V74H18ZM93 73H94V71H93ZM111 73L114 74V71L111 72ZM181 73H182V72H181ZM181 73H180V74H181ZM8 74H9V75H8ZM125 74H126V73H125ZM165 74H166V75H165ZM173 74H170V75L172 76V78L174 77ZM185 74H184V75H185ZM18 75H19L20 77H18L19 79H17V82H16V78H17L16 76H18ZM87 75H89V74H87ZM164 75H165L164 77H165V79H166V77H168V76H167V73H164ZM178 75H179V74H178ZM186 75H185V76H186ZM190 75H191V72H190ZM10 76L13 77V79L15 78L14 80H15L16 83L14 82L13 79L10 80V79H11ZM82 76H83V75H82ZM85 76H86V74H85ZM96 76H97V75H96ZM128 76H129V75H128ZM132 76H133V75H132ZM175 76L177 77L176 74H175ZM182 76H183V75H182ZM182 76H181V77H182ZM185 76H183V77L185 78ZM9 77H10V79H9ZM88 77H89V78H88ZM88 77H87L88 80H87L86 78L84 79L83 77H82V78H83L84 80H83L82 78H81V79L79 78V80H81L82 83L84 82L83 84L86 85V88H89V87L87 86V84L85 83V81L88 82V81L90 80V76H88ZM94 77H95V75H92L91 81H92V79H95ZM121 77L124 79V78H127V75H124V77H123V76H121ZM121 77L119 78L120 80H121ZM190 77H191V76H190ZM20 78H21V79H20ZM45 78H46V80H45ZM172 78L170 79V76H169L168 80H169V81H173ZM179 78H180V77H179ZM184 78H183V79H184ZM8 79H9V80H8ZM37 79H38V80L41 79V81H40V84H41V85H40V86H39V81H38ZM123 79H122V80H123ZM165 79H164V80H165ZM175 79H176V78H175ZM175 79H174V81H175ZM183 79H181L182 82H184ZM185 79H186V78H185ZM79 80H78V81H79ZM122 80H121V81H122ZM133 80H134V78H133ZM178 80H179V79H178ZM188 80H189V78H188ZM188 80H187V83H189V81H190L191 79H190L189 81H188ZM12 81H13V82H12ZM43 81H42V82H43ZM78 81H77V83H78ZM98 81H100V80H98ZM125 81H126V79H125ZM49 82H50V81H49ZM79 82H80V81H79ZM123 82H124V81H123ZM13 83H14L15 85H14ZM70 83H71V82H70ZM70 83H69V85H70ZM82 83H78V87H79V84H81V85L83 86V88H84L85 85H83ZM103 83H104V82H103ZM103 83H102V84H103ZM167 83H168V82H167ZM175 83H176V82H175ZM177 83H178V82H177ZM185 83H186V81H185ZM190 83H191V82H190ZM6 84L8 85V87H6ZM67 84H68V81H67ZM141 84H142V83H141ZM170 84H171V82H170ZM178 84H180V83H178ZM181 84H182V83H181ZM181 84H180V85H181ZM183 84H184V83H183ZM10 85H11V86H10ZM44 85H45L44 87L46 88V82H45ZM100 85H101V84H100ZM117 85H118V84H117ZM122 85H123V84H122ZM173 85H174V84H173ZM173 85H172V86H173ZM188 85H189V84H187V86H188ZM48 86H49V85H48ZM64 86H65V85H64ZM123 86H124V85H123ZM128 86H129V85H128ZM175 86H177V85H175ZM44 87H43V88H44ZM73 87H74V86H73ZM78 87H77V88H78ZM100 87H101V86H100ZM120 87H121V86L119 85V88H118V87H116V88L114 87V88H115V89L118 88L119 91H120V89L123 88V87H121V88H120ZM179 87H180V86H179ZM181 87H182V85H181ZM40 88H41V89H40ZM48 88H49V87H48ZM77 88H76V89H77ZM96 88H97L98 91H100L102 87H101L100 89H98L99 87H95L94 89H96ZM133 88H134V87H133ZM133 88H132V89H133ZM38 89H39V90H38ZM69 89H70V88H69ZM78 89L80 90V87H79ZM134 89H137V88L135 87ZM174 89H175V88H174ZM63 90H64L65 92H64ZM104 90H105V89H104ZM124 90H125V88H124ZM171 90H173V87H171ZM171 90H170V91H171ZM117 91H118V90H117ZM119 91H118V92H119ZM126 91H127V90H126ZM134 91H135V90H134ZM134 91H133V92H134ZM38 92H39V93H38ZM62 92H63L64 95L61 94ZM74 92H76V91L74 90ZM80 92H81V91H80ZM118 92H116V94H117ZM120 92H122V91H120ZM128 92H130V91H128ZM136 92H137V91H136ZM136 92H135V94L137 95ZM156 92H157V91H156ZM168 92H169V91H168ZM76 93H79V91H77ZM104 93H105V92H104ZM106 93H107V91H106ZM124 93H125V92H124ZM130 93H131V92H130ZM150 93H151V91H150ZM196 93H197V92H196ZM46 94H47V95H46ZM79 94H80V93H79ZM81 94H82V92H81ZM83 94H84V93H83ZM83 94H82V95H83ZM162 94H163V93H162ZM169 94H170V93H169ZM169 94H168V95H169ZM49 95H50V94H49ZM51 95H52V94H51ZM54 95H55V94H54ZM67 95H66V96H67ZM76 95H77V94H76ZM86 95H88V94H86ZM90 95H91V94H90ZM110 95H112V93H110ZM113 95H115V94H113ZM168 95H167V97H168ZM196 95H197V94H196ZM88 96H89V95H88ZM88 96H87V97L84 96V98L88 99ZM125 96H126V95H125ZM165 96H166V95H165ZM174 96L176 97V95H174ZM37 97H39V99H38ZM127 97H128V96H127ZM127 97H124V98L126 99ZM172 97H173V96H172ZM197 97H198V96H197ZM197 97H196L195 100H197ZM36 98H37V100H36ZM56 98H55V100H56ZM84 98H83V99H84ZM115 98H118V97L115 96ZM121 98H122V97H121ZM121 98H120V99H121ZM168 98H169L170 100L172 99V98H170V97H168ZM168 98H166V100H167ZM164 99H165V97H164ZM164 99H163V100H164ZM169 99H168V101H169ZM47 100H48L49 102H48ZM53 100H54V98H53ZM84 100H85V99H84ZM122 100H123V98H122ZM160 100H161V99H160ZM51 101H52V100H51ZM68 101H69V100H68ZM81 101H82V100H81ZM91 101L94 102V99H92V100H88V104H87V105L91 104V103H90ZM117 101H118V100H117ZM131 101H132V99H131ZM135 101H136V100H135ZM27 102H28V103H27ZM162 102H166V101H162ZM162 102H161V103H162ZM169 102H170V101H169ZM169 102H168V103H169ZM194 102H195V101H194ZM194 102H193V103H194ZM26 103H27V105H26ZM29 103H31V104L29 105ZM49 103H50L51 105L53 104L54 107L51 106ZM80 103H81V102H80ZM86 103H87V101H86ZM124 103H125V102H124ZM138 103H139V101H138ZM166 103H167V102H166ZM171 103L174 104V102H171ZM171 103H169V104L172 105ZM61 104H62V103H61ZM84 104H85V103H84ZM96 104H97V102H96ZM96 104L93 105V106H95L96 109H97V108H99V109L102 108V107L100 108V107L98 106L99 104H98L97 107H96ZM119 104H120V103H118V105H119ZM132 104H133V103H132ZM135 104H136V103H135ZM80 105H81V104H80ZM138 105H139V104H138ZM140 105H141V104H140ZM170 105H169V106H170ZM196 105H197V103H196ZM72 106H73V105H72ZM90 106L92 107V105H90ZM116 106H117V105H116ZM136 106H137V104H136ZM141 106H143V103H142ZM144 106H145V105H144ZM177 106H178V105H177ZM52 107H53V109H51ZM74 107H75V104H74ZM85 107L87 108V106H84V105H83L82 108H81V106H78V109H79V108H80V109H83V108H85ZM91 107H90L89 109H93V107H92V108H91ZM129 107H130V106H129ZM137 107H138V106H137ZM137 107H136V108H137ZM174 107H175V106H173V109H174ZM196 107H197V106H196ZM72 108H73V107H72ZM86 108H85V109H86ZM123 108H124V107H123ZM130 108H131V107H130ZM177 108H179V107H176V108H175V112H176V113L178 112V111H177ZM180 108H181V107H180ZM197 108H198V107H197ZM67 109H68V115L73 116V115L76 114L75 111H74L75 109L73 110V111H74L73 113L71 112V109L69 110L68 107H67ZM78 109H77V110H78ZM99 109H98V110H99ZM107 109L109 110V108H106V111H107ZM112 109H114V108H112ZM121 109H122V108H121ZM121 109H120V110H121ZM133 109H134V108H133ZM173 109H172V110H173ZM181 109H182V108H181ZM194 109H195V108H194ZM65 110H66V109H64V111H65ZM93 110H94V109H93ZM93 110L89 112L90 114L87 113L88 115H86V113H85L86 111L83 112V114L86 116L87 119H88V117L91 116V114L93 113ZM104 110H105V109H102L101 111H104ZM122 110H123V109H122ZM129 110H130V109H129ZM141 110H142V108H141L140 110H138V111H140V113H141ZM196 110H197V109H196ZM58 111H59V112L62 111L61 113H64V111L62 110V108H61V111H60L59 109H58ZM79 111H80V110H79ZM81 111H82V110H81ZM81 111H80V112H81ZM83 111H84V110H83ZM96 111H97V110H96ZM96 111H95V112H96ZM113 111H114V110H113ZM126 111H127V110H126ZM53 112H54L55 114H54ZM59 112H57V113H59ZM65 112H67V111H65ZM70 112H71L73 115H71ZM76 112H77V111H76ZM87 112H88V111H87ZM104 112H105V111H104ZM128 112H129V111H128ZM173 112H174V111H173ZM194 112H195V111H194ZM61 113H59V114L61 115ZM126 113H127V112H126ZM133 113H134V112H133ZM136 113H137V111L135 112V114H136ZM140 113H139V114H140ZM176 113H175V114H176ZM77 114H78V113H77ZM77 114H76V115H77ZM80 114H81V117H82V113H80ZM80 114H79V115H80ZM93 114H95V116H96L97 113H93ZM93 114H92V115H93ZM101 114H102V115H101ZM112 114H114V113H112ZM128 114H129V113H128ZM135 114H134V115H135ZM137 114H138V113H137ZM175 114H174V116H175ZM177 114H178V113H177ZM63 115H64V114H63ZM66 115H67V114H66ZM66 115H65V116H66ZM68 115H67V116H68ZM79 115H78V116H79ZM84 115H83L81 121H83V119H84V117H85ZM98 115H99V114H98ZM98 115H97V117H98ZM100 115H101V117H99V119H100V118L103 119L102 117H104V115L106 116V115H108V114H107V113H106V114H103V113L100 112ZM109 115L111 116V114H109ZM121 115H123V114H121ZM130 115H131V114H130ZM179 115H180V114H179ZM194 115H196V114H194ZM197 115H198V112H197ZM23 116H26L27 119H26V118L24 119ZM58 116H59V115H58ZM70 116H69V117H70ZM95 116H93V117L95 118ZM124 116H126V115H124ZM174 116H173V117H174ZM28 117H29V118H28ZM74 117H75V116H74ZM74 117H73V118H74ZM93 117H91V118L93 119ZM136 117H137V116H136ZM171 117H172V116H171ZM54 118H56L57 120L59 119L58 121H53V122H55L56 126H55V125L51 126V129H50V126H49V129H50L49 131H50V132H49V131H46L47 128H48V124L50 125V120H51V119H54ZM65 118H66V117H64V116L62 117V122H63V124H65V123L67 122V121H66L67 118H66V119H65ZM76 118H77V117H75L72 121L76 120V122H78V120H77ZM86 118H85V119H86ZM107 118H108V116H107ZM111 118H112V117H110L109 119H111ZM120 118H121V117H120ZM120 118H118V119L120 120ZM124 118H125V117H124ZM130 118H133V115H132ZM141 118H142V117H141ZM175 118H177V117H175ZM63 119H64V120H63ZM78 119H79V118H78ZM101 119H100V120H101ZM105 119H106V117L104 118V120H105ZM118 119H117V120H118ZM135 119H136V118H135ZM200 119H201V118L198 116L197 121H196V123H198V125L200 124ZM67 120H68V119H67ZM95 120H96V118H95ZM141 120H142V119H141ZM191 120H192V119H191ZM195 120H196V118H195ZM51 121H52V120H51ZM64 121H66V122L64 123ZM72 121H71V122H68V123H72ZM79 121H80V120H79ZM105 121L107 122V120H105ZM110 121H111V124H113V123H112V120H110ZM128 121H129V120H128ZM193 121H194V120H193ZM48 122H49V123H48ZM53 122H51V123H53ZM96 122H97V120H96ZM103 122H104V121H103ZM132 122H133V121H132ZM142 122H143V121H142ZM142 122H140V124H141ZM176 122H177V121H176ZM176 122H175V123H176ZM194 122H195V121H194ZM194 122H193V123H194ZM202 122H203V120H202ZM204 122H205V121H204ZM73 123H74V122H73ZM82 123H83V122H82ZM122 123H123V122H122ZM127 123H128V122H127ZM135 123H138V121H135ZM171 123H172V122H171ZM63 124H62V125H63ZM75 124H76V123H75ZM75 124H74V125H75ZM99 124H100V123H99ZM105 124H106V123H105ZM107 124H109V120H108V123H107ZM131 124H132V123H131ZM204 124H205V123H204ZM204 124H203V125H204ZM68 125L71 126V127L69 126L71 129L73 128V124H72V125H71V124H68ZM95 125H96V124H95ZM113 125H114V124H113ZM125 125H126V124H125ZM125 125H124V126H125ZM135 125H136V124H135ZM135 125H134V126H135ZM8 126H10V128H11L12 126L15 128V130H14L15 132H12V135L9 133V132H11V131H9V132H8L9 134H8V133H7L8 130H5ZM54 126H55V127H54ZM99 126H100V125H99ZM127 126H128V125H127ZM136 126H137V125H136ZM138 126H140V125H138ZM52 127H53V128H52ZM101 127H102V125H101ZM196 127H197V126H196ZM196 127H195V128H196ZM198 127H199V126H198ZM8 128H9V127H8ZM14 128H13V129H14ZM56 128H55V129H56ZM99 128H100V127H99ZM113 128H114V127L110 126V130H111V131H112V130L114 131ZM116 128H117V127H116ZM128 128H129V127H128ZM138 128H139V127H138ZM138 128H137L136 130L141 129L142 127L139 128V129H138ZM195 128H194V129H195ZM202 128H203V127H202ZM206 128H207V126H206ZM206 128H205V129H206ZM11 129H12V128H11ZM45 129H46V130H45ZM61 129H64V130H65V127H64V128L62 127ZM66 129H67V127H66ZM71 129H70V131H71ZM101 129H103V127H102ZM108 129H109V128H108ZM9 130H10V129H9ZM64 130H62V131H61V130H58V131L55 130V131H56V132H60V133H62V132H63V133H69V132H70L69 130H65V132H64ZM125 130H126V129H125ZM133 130H134V129H133ZM136 130H135V131H136ZM200 130H201V129H200ZM207 130H208V129H207ZM42 131H44V132L42 133ZM111 131H110V132H111ZM115 131H116V130H115ZM123 131H124V130H123ZM128 131H129V130H128ZM128 131H127V132H128ZM130 131H131V130H130ZM214 131H215V130H214ZM40 132H41V134H40ZM56 132H54L55 135H53V137H52V135H51V137H50V136H49V137H50L51 139L54 138L56 135H57V137H58V134H59V133H56ZM110 132H109V133H110ZM140 132H141V130H140L139 132L136 131V134H137V133H140ZM13 133L16 134L17 137H16V135H15V137H14V136H13V135H14ZM28 133H29V136H28ZM37 133H38V134H37ZM47 133H46V134H43V135H47ZM116 133H117V132H116ZM124 133H125V132H124ZM134 133H135V132H134ZM196 133H197V132H196ZM214 133H215V132H214ZM52 134H53V132H52ZM118 134H119V133H117V135H118ZM132 134H133V133H132ZM132 134H131V135H132ZM136 134H135V135H136ZM37 135H38V136H37ZM48 135H49V134H48ZM111 135H112V133H111ZM114 135H115V134H114ZM140 135H141V134H140ZM83 136H84V135H83ZM115 136H116V135H115ZM44 137H45V136H44ZM46 137H47V136H46ZM49 137H48V138H49ZM84 137H85V136H84ZM255 137H256V136H255ZM255 137H254V138H255ZM39 138H40V137H39ZM29 139H30V141H29ZM261 139H262V138H261ZM23 140H28V142H27V141H23ZM36 140H37V139H36ZM58 140H59V139H58ZM80 140L83 141V139H80ZM138 140H139V138H138ZM259 140H260V139H259ZM259 140H257V141H259ZM47 141H49V139H48ZM47 141H46V142H47ZM56 141H57V140H56ZM62 141H63V140H62ZM64 141H65V140H64ZM68 141H69V140L66 141V142H67L66 145L68 146V148L70 147V149H71V147H72L71 144H72L73 142L71 141V139H70L69 142H68ZM82 141H81V144H82ZM85 141H87V140H85ZM203 141H204V140H203ZM255 141H256V140H255ZM261 141H264V138H263V140H261ZM25 142H26V143H25ZM29 142H30V144H29ZM39 142H41V141H39ZM43 142H45V141L43 140ZM58 142H59V141H58ZM58 142H57V143H58ZM60 142H61V141H60ZM70 142H71V144H69ZM22 143H25L26 146H24L25 144L23 145ZM50 143L52 144V142H50ZM50 143H49V144H45V143H44V144L47 145V147L50 149L49 151H51V147H52L53 145H56V143L53 144V145H51ZM74 143H75V142H74ZM74 143H73V144H74ZM77 143H78V142H77ZM259 143H260V142H259ZM28 144H29V146H28ZM37 144H38V143H37ZM73 144H72V145H73ZM84 144H85V143H84ZM200 144H201V143H200ZM32 145L34 146V144H32ZM58 145H60V146H58ZM66 145H65V146H66ZM69 145H70V146H69ZM74 145H76V144H74ZM74 145H73V146H74ZM85 145H86V144H85ZM85 145H84V146H85ZM207 145H208V144H207ZM36 146H37V145H36ZM49 146H50V147H49ZM57 146H58L59 149H60L61 144L58 143ZM57 146H56V148H57ZM79 146H80V145H79ZM87 146H88V144H87ZM87 146H86V147H87ZM257 146H258V145H257ZM30 147H32V146H30ZM43 147H44V145H43ZM54 147H55V146H53L52 148H54ZM62 147H63V146H62ZM211 147H212V144H211ZM217 147H218V145H217ZM33 148L35 149V147H33ZM36 148H37V151H39L38 148H42V146H41V147H36ZM44 148H45V147H44ZM82 148H83V147H82ZM215 148H216V147H214V149H215ZM255 148H256V147H255ZM34 149H33V150H34ZM59 149H57V150L54 149L53 151H54L55 153H57L56 151H58ZM62 149H63V148H61V150H62ZM64 149H65V148H64ZM64 149H63L62 151L66 154V152L68 151V149L66 148V149H67L66 152H65L66 149H65V150H64ZM86 149H87V148H86ZM129 149H130V148H129ZM151 149H152V148H151ZM151 149H149V150H151ZM205 149H206V148H205ZM211 149H212V148H211ZM214 149H213V152H214V154H215L216 151H215ZM253 149H254V148H253ZM35 150H36V149H35ZM44 150H45V149H44ZM46 150H47V151H44V153L41 154V152H43V149H40L41 152L39 151V153H38L39 156L37 155V157L41 158V155H42V157H44L45 152H47L48 154L46 153L45 155H47V158H48V156H49V152H48V149H46ZM55 150H56V151H55ZM61 150L58 151V153H59V152L61 153ZM73 150H74V148H73ZM75 150L78 151L79 149H76V148H75ZM75 150H74V151H75ZM81 150H82V149H81ZM130 150H131V149H130ZM142 150H143V152H145V151H144V148H143ZM149 150H148V151H149ZM251 150H252V148H251ZM256 150H257V149H256ZM83 151H84V150H83ZM87 151H88V150H87ZM131 151H132V150H131ZM131 151H130V153H131ZM148 151H147V155H148V153H149ZM151 151H152V150H151ZM206 151L209 152L208 150H206ZM30 152H32V150H30ZM34 152H35V151H34ZM54 152H52V153H54ZM63 152H62L61 154H63ZM78 152H79V151H78ZM85 152H86V151H84V154H86ZM99 152H101V151H99ZM259 152H264V145L260 146L259 151H257V153H254V154L257 155ZM28 153H29V151H28ZM58 153H57V157L55 156V159H54V157H53V158H52V157L48 158V161H47V162H48V166H49V163H50V159H51V162H54L53 164L56 165L55 161H53L52 159H54V160H56V158L59 159V158L61 157V156H60L61 154L59 153V154H60V155H59L60 157H58ZM96 153H97V152H96ZM140 153H141V152H140ZM160 153H161V152L159 151V154H160ZM199 153H200V154H199ZM199 153H198V154L202 157L201 151H200ZM251 153H253V152H251ZM32 154H33V152L31 153V155H32ZM40 154H41V155H40ZM74 154H75V153H74ZM76 154H77V153H76ZM82 154H83V153H81V155H82ZM84 154H83V155H84ZM89 154H90V153H89ZM89 154H88V155H89ZM101 154H102V152L100 153V155H101ZM120 154H121V153H120ZM151 154H152V153H151ZM196 154H197V153H196ZM210 154H211V153H210ZM216 154H217V153H216ZM254 154H253V155H254ZM53 155H54V154H53ZM68 155H69V154H67V156H68ZM81 155H80V159H79V155H78V157H77L78 160H81V159H82V158H81ZM83 155H82V157H83ZM91 155H92V153H91ZM124 155H125V154H124ZM124 155H123V156H124ZM147 155L145 154L144 156H147ZM156 155H157V154H156ZM199 155H197L198 158H199ZM72 156H73V155H72ZM76 156H77V155H76ZM97 156H98V155H97ZM117 156H118V155H117ZM159 156H160V155H159ZM208 156H209V155H208ZM11 157H12V160H11ZM15 157H17V158H15ZM62 157H63V159H62L63 161L66 160V159H64V154H63ZM84 157H85V155H84ZM99 157H101V156H99ZM121 157H122V156H121ZM139 157L141 158V156H139ZM148 157H149V156H148ZM201 157H200V159H201ZM204 157H205V156H204ZM206 157H207V155H206ZM213 157H214V156H213ZM0 158H1V157H0ZM30 158H31V157H29V159H30ZM44 158H46V156H45ZM47 158H46V159H47ZM65 158H66V157H65ZM71 158H72V157H71ZM71 158H70V159H71ZM86 158H87V155H86ZM144 158H145V157H144ZM155 158H156V157H155ZM207 158H208V157H207ZM215 158H216V156H215ZM215 158H214V159H210V158H209V159H210V161H213V160H215ZM29 159L27 160V162L29 161ZM34 159H35V158H34ZM46 159H43V158H42V160H44L45 162L43 163V161H41V162H40V163H41V166H39V167H44V165H45V163H46ZM58 159L56 160V162H60V161H58ZM68 159H69V158H68ZM73 159L75 160V158H73ZM73 159H72V160H73ZM90 159H92V157H89L88 161H89ZM153 159H154V158H153ZM153 159H152V161H153ZM205 159H206V158H205ZM251 159H252V158H251ZM253 159H254V158H253ZM253 159H252V160H253ZM31 160H32V159H31ZM37 160H38V159H37ZM72 160H71V162H68L69 165H74V164L72 163ZM74 160H73V161H74ZM92 160H93V159H92ZM92 160H90V162H92ZM101 160H104V159L101 158ZM122 160H123V158H122ZM201 160H202V159H201ZM63 161H61L60 164H61ZM69 161H70V160H69ZM75 161H76V160H75ZM75 161H74V162H75ZM82 161H83V160H82ZM85 161H86V160H85ZM94 161H95V157H94L93 162H94ZM139 161H140V160H139ZM199 161H200V160H199ZM204 161H206V160H204ZM250 161H251V160H250ZM253 161H254V160H253ZM27 162H26V163H27ZM33 162H34V164H36L35 161H32L31 163H33ZM96 162H100V161H98V157H97V161H96ZM101 162H102V161H101ZM101 162H100V164H101ZM114 162H116V161H114ZM124 162H125V160H124ZM129 162H130V161H129ZM144 162H145L144 165H146V164H147L146 162H148L147 158H146V160H144ZM153 162H154V161H153ZM156 162H157V161H156ZM206 162H207V161H206ZM22 163H23V162H22ZM28 163H29V162H28ZM38 163H39V161H38ZM40 163H39V164H40ZM68 163H67V164H68ZM71 163H72V164H71ZM81 163H82V162H81ZM88 163H89V162H88ZM104 163H105V162H104ZM109 163H110V162H109ZM122 163H123V161H122ZM197 163H198V162H197ZM204 163H205V162H204ZM210 163H212V162H209V164H210ZM249 163H250V162H249ZM9 164H10V165H9ZM34 164H33V165H32V164L30 165V167H31V166L33 167V168L31 167L32 169H35V168L37 167V165H35V166H36V167H35ZM57 164H59V163H57ZM62 164H63V163H62ZM62 164H61V165H62ZM67 164H66V165H67ZM84 164L86 165L87 163L84 162ZM84 164H83V165H84ZM91 164H92V163H91ZM100 164L98 163L99 166H100ZM201 164H203V163L201 162ZM201 164H200V165H201ZM209 164H206V165H209ZM23 165H24V163H23ZM50 165H52V164H50ZM63 165H65V161H64V164H63ZM63 165H62V166H63ZM76 165H78V164H76ZM76 165H75V166H76ZM89 165H90V163H89ZM93 165H94V164H93ZM101 165H102V164H101ZM112 165L114 166V164H112ZM112 165H111V166H112ZM140 165H141V164H140ZM142 165H143V163H142ZM147 165H148V164H147ZM197 165H198V164H197ZM206 165H202V168L205 166V167H204L205 169L203 168L204 170H206V169L208 168V166H207V168H206ZM251 165L254 166V163H252ZM13 166H14V168H12ZM20 166H21V164H20ZM24 166H25V165H24ZM24 166H21V167H24ZM59 166H60V165H59ZM59 166H58V167H59ZM94 166H95V165H94ZM96 166H97V165H96ZM113 166H112V167H113ZM115 166H116V165H115ZM34 167H35V168H34ZM53 167H54V166H53ZM60 167H61V166H60ZM60 167H59V169H61ZM67 167H68V165H67ZM67 167H64V166H63V168H67ZM73 167H74V166H73ZM81 167H82V164H81ZM84 167H85V166H84ZM102 167H103V166H102ZM125 167H126V166H125ZM127 167H128V165H127ZM144 167H145V166H144ZM198 167H199V166H198ZM250 167L253 168L252 166H250ZM31 168H29L28 172L31 171V170H30ZM54 168L58 169L57 167H54ZM77 168H79V167L77 166ZM89 168H91V166L88 167V169H89ZM92 168H93V167H92ZM96 168H97V167H96ZM96 168H95V169H96ZM100 168H101V166H100ZM113 168L115 169V167H113ZM121 168H122V167H121ZM123 168H124V167H123ZM200 168H201V167H199V169H200ZM202 168H201V169H202ZM40 169H41V168H40ZM44 169H45V168H43V170H44ZM73 169H75V167H74ZM80 169H81V168H80ZM97 169H98V168H97ZM97 169H96V170H97ZM117 169H119V168H117ZM197 169H198V168H197ZM203 169H202V170H203ZM253 169H254V168H253ZM43 170H41V171H43ZM63 170H65V172H66V171L69 170V168H68V170H66V169H63ZM70 170H71V169H70ZM89 170H91V169H89ZM92 170H93V169H92ZM92 170H91V173L94 171V170H93V171H92ZM98 170H99V169H98ZM101 170H102V169H101ZM120 170L122 171V169H120ZM123 170H124V169H123ZM192 170H193V169H192ZM33 171H36V169L33 170ZM58 171H59V170H58ZM73 171H74V170H73ZM87 171H88V170H87ZM103 171H104V170H103ZM105 171H106V170H105ZM186 171H187V170H186ZM188 171H189V170H188ZM188 171H187V174H189ZM190 171H191V170H190ZM206 171H207V170H206ZM23 172H24V171H23ZM59 172H60V171H59ZM65 172H62V174H59V173H58L57 175H63V173H65ZM71 172H72V171H71ZM78 172H79V170H78ZM80 172H81V171H80ZM83 172H84V171H83ZM95 172H97V171H95ZM128 172L130 173L129 170H128ZM30 173H32V172H30ZM89 173H90V172H89ZM93 173H94V172H93ZM107 173L109 174V172H107ZM129 173H128V174H129ZM196 173H197V172H195V173H193V174H196ZM67 174H68V172H67ZM67 174H66V176L64 175L66 179H64V176H63L62 178L64 179V181L67 180V182H69V181H70V178H68L69 180L67 179ZM77 174H78V173H77ZM81 174H82V173H81ZM120 174H121V173H120ZM183 174H184V173H183ZM185 174H186V173H185ZM185 174H184V175H185ZM199 174H200V175L202 174L201 171H200ZM199 174H198V176H199ZM22 175H23V173H22ZM42 175H43V176H41L40 180H39V178H38V176H37V178H38V182H35L36 184H34V185H35L34 188H36V192H38V190H43L44 188L51 187V186L54 184V181H53L52 175H49V174H47V173H44V171H43V174H42ZM57 175H56V176H57ZM70 175H71V174H70ZM73 175H75V174H72V177H71V176H68V177H71V179H72V178H73ZM85 175H87V174H85ZM85 175H84V176H85ZM91 175H92V174H91ZM96 175H97V173H96ZM96 175H95V178H96ZM98 175H99V174H98ZM110 175L112 176L111 178H113V175H115V174L112 175V173H111ZM122 175H123V174H122ZM126 175H127V174H126ZM181 175H182V174H181ZM191 175H192V173H191ZM204 175H205V172H204ZM78 176H79V174H78ZM92 176H94V175H92ZM92 176H90V177H92ZM101 176H102V175H101ZM115 176H116V175H115ZM129 176H131V174H130ZM193 176H194V175H193ZM193 176L190 177V178L192 179ZM195 176H196V175H195ZM198 176H197V177H198ZM58 177H60V176H58ZM90 177H89V178H90ZM109 177H110V176H109ZM118 177H120V176H118ZM124 177H125V175H124ZM127 177H128V176H127ZM183 177H184V176H183ZM187 177L189 178V176H187ZM202 177H203V176H202ZM4 178L8 179V182H7L6 184L3 182V179H4ZM77 178H78V177H75V179H76L75 181H77ZM97 178H98V179H97V180H98L97 182H99V178H100V176H97ZM101 178H102V177H101ZM101 178H100L101 183H100V182H99V183H100V185H103V181L105 180V178H102L103 181H102ZM116 178H117V177H115V178H113V179H116ZM188 178L185 177L186 180H187ZM190 178H189L188 180H190ZM200 178H201V177H200ZM6 179H5V181H6ZM16 179H17V180H16ZM60 179H61V178H60ZM79 179H81V178H79ZM120 179H121V178H120ZM250 179H251V178H250ZM15 180H16V181H15ZM31 180H32V178H31ZM36 180H37V179H36ZM36 180H35V181H36ZM61 180H62V179H61ZM72 180H73V179H72ZM72 180H71V181H72ZM81 180H83V179H81ZM81 180L78 181V183L81 182ZM85 180H86V179H84V181H85ZM95 180H96V179H95ZM95 180H94V181H95ZM110 180H111V179H110ZM177 180H179V179H176V181H177ZM180 180H181V179H180ZM186 180H185V181H186ZM200 180H201V179H200ZM33 181H34V179H33ZM89 181L92 182V179L88 180V183H89ZM105 181H106V180H105ZM191 181H193V180H190L189 182L191 183ZM196 181H197V180H195L193 183L195 184ZM202 181H203V180H202ZM20 182H21V181H20ZM20 182H18V183H20ZM62 182H63V181H62ZM174 182H175V181H174ZM181 182H182V181H181ZM183 182H184V179H183ZM183 182H182V184H184ZM187 182H188V181H187ZM187 182H185V183H187ZM198 182H199V181H198ZM204 182H205V181H204ZM24 183H26V182H24ZM65 183H66V182H65ZM85 183H86V182H85ZM99 183H98V184H99ZM178 183H179V182H178ZM193 183L190 184V185L188 184V185H189V186H192ZM29 184H30V183H29ZM63 184H64V183H63ZM79 184H81V183H79ZM79 184H78V188H79ZM82 184H83V183H82ZM82 184H81V185H82ZM112 184H113V183H112ZM174 184H175V183H174ZM174 184H172V187H173ZM179 184H181V183H179ZM179 184H177V185H179ZM83 185H84V187H82V186L80 187L81 190H82V193H80L81 190H79L80 192L78 193V194H81V195H79L80 197H82L84 194H85V196H86L87 193H88V189H86V188H87V187H86L87 185H85V184H83ZM88 185H89V184H88ZM110 185H111V184H110ZM20 186H21V185H20ZM96 186H97V185H96ZM175 186H176V185H175ZM196 186H197V185H196ZM196 186H195V187H196ZM61 187H64V186L61 185ZM61 187H60V188H61ZM88 187H89V186H88ZM90 187H91V190H92V186H90ZM90 187H89V188H90ZM102 187H103V186L99 187L98 189H100V188H102ZM107 187H108V186H107ZM177 187H178V186H177ZM199 187H200V186H199ZM199 187H197V188H199ZM29 188H30V189H29ZM37 188H38V189H37ZM83 188H84V189H83ZM96 188H97V187H96ZM189 188H191V187H189ZM16 189H17V188H16ZM85 189H86L87 193H85ZM108 189H109V188H108ZM171 189H173V191H174V188H171ZM183 189H184V191H186V188H183V185H182V187H181V185H180L178 190L180 191V190H183ZM195 189H196V188H195ZM19 190H20V189H19ZM33 190H34V192H33ZM59 190H61V189H59ZM62 190H63V189H62ZM101 190H102V189H101ZM101 190H100V191H101ZM103 190H104V188H103ZM169 190H170V189H169ZM175 190L177 191V189H175ZM191 190H192V189H191ZM193 190H194V189H193ZM193 190H192V191H193ZM71 191H72V189H71ZM83 191H84V194H83ZM98 191H99V190H98ZM176 191H174V192H176ZM188 191H189V190H188ZM192 191H190L189 193H191ZM198 191H199V190H196V191L194 192V194L197 193ZM57 192H58V191H57ZM91 192H92V191H91ZM91 192H89V193H91ZM94 192L98 193L97 190L95 191V188H94V191H93L92 193H94ZM165 192H166V191H165ZM170 192H171V191H170ZM174 192H173V194H176L178 191H177L176 193H174ZM17 193H19V191H17ZM32 193H33V194H32ZM34 193H35V196H32V195H34ZM47 193H48V192H47ZM53 193H54V192H53ZM65 193H66V190H65ZM70 193H73V194H74V192H70ZM99 193H100V192H99ZM101 193H102V192H101ZM101 193H100V194H101ZM150 193H151V192H150ZM166 193H167V192H166ZM36 194H37V195H41V196L39 197V199H37L38 201L36 200V196H37ZM50 194H51V193H50ZM82 194H83V195H82ZM173 194H172V195H173ZM186 194H187V193H186ZM194 194H190L191 196H187V195H186V196H185L186 198L184 197L186 200H189V201H191L190 198L192 197V200H193V201H192L191 205H190L189 203L187 204L188 207H189V206L191 207V210H189L190 207L188 208V207H186V205H185V202H188V201H186V200H184V199H182V200L180 199V200H181V203H182V205H183L182 208L185 207V209L188 208V210H189V211L186 212V217H187V215L189 214V215H191L190 218L187 217L188 219H186V217H184V215H182V214H181L182 216H179V217H177V215H176V218H177V219L173 217V219H175V222H172V223H174L175 226H176V232H174V233H175V236L177 237V239H179L178 237H180V236L182 237L183 235L186 234L187 230H185V229L187 228V226H188V225L191 223V221H192V214H193V211H192V210H194V208L197 207V202H196V200H195ZM60 195H61V194H60ZM69 195H70V194H68V196H69ZM74 195L77 196L76 194H74ZM92 195H94V194H92ZM148 195H149V193H148ZM168 195H169V193H168ZM242 195H243V194L239 195V196L236 198L235 211H236L237 214H239V215H241L242 217H245V218H246V217L249 215L248 210H247V200H246V199L242 200ZM51 196H52V195H51ZM56 196H57V195H56ZM56 196H54V197H56ZM75 196H74V197H75ZM85 196H84V197H85ZM88 196H90V195H88ZM95 196H97V195H95ZM12 197H13V196H12ZM12 197H9V196H8L7 199H8V198H9V199H12ZM32 197H33L34 199H33ZM47 197H48V198H47ZM61 197H62V196H61ZM63 197H65V195H64ZM70 197H72V196H70ZM80 197H79V198H80ZM93 197H94V196H93ZM93 197H90V198H93ZM97 197H98V196H97ZM142 197H143V196H142ZM142 197H140V198L137 197V199H139V201H137V205H136V203H135V205L133 204L135 208L138 207V203H139V202L143 201V200H142ZM147 197H148V196H147ZM147 197H146V198H147ZM162 197H163V196H162ZM165 197H166V196H165ZM172 197H173V196H172ZM15 198H16V197H15ZM37 198H38V197H37ZM40 198H42V199L44 198V200H42V199H40ZM66 198H67V197H66ZM66 198H65V199H66ZM90 198H89V199H90ZM134 198H135V197H134ZM144 198H145V197H144ZM144 198H143V199H144ZM148 198H149V197H148ZM154 198H155V197H154ZM166 198H167V197H166ZM173 198H174V197H173ZM188 198H189V199H188ZM5 199H6V198H5ZM9 199H8V200H9ZM32 199H33V200H32ZM53 199H55V200H56V199L59 200V198H57V197H56V198H53ZM62 199H63V198H62ZM77 199H78V197H77ZM85 199H86V198H85ZM93 199H94V198H93ZM93 199H92V200H93ZM155 199H157V198H155ZM163 199H164V198H163ZM175 199H177V198L175 197ZM34 200H35V201H34ZM39 200H41V202H39ZM51 200H52V198H51ZM51 200H50V202L53 201V200H52V201H51ZM55 200H54V201H55ZM73 200H74V205H75L76 201H78V202L80 201V199H79V200H75V199H73ZM82 200H83V199H82ZM92 200L90 199V200H89V203H90ZM178 200H179V199H178ZM178 200H177V201H178ZM54 201H53V202H54ZM61 201H62V200L60 199V201H56V202H57L58 205H59V204L61 203ZM66 201H67V200H66ZM66 201H65V202H66ZM86 201H87V200H86ZM86 201H85V202H86ZM117 201H118V200H117ZM155 201H156V200H155ZM157 201H158V203H159V200H157ZM157 201H156V202H157ZM182 201H184V202H182ZM8 202H9L10 205L8 204ZM14 202H15V201H14ZM33 202H34L35 204H33ZM36 202H38V203H36ZM53 202H52V203H53ZM59 202H60V203H59ZM69 202L71 203L72 201L70 200ZM82 202L84 203V200H83ZM115 202H116V201H115ZM133 202H136V201H134V199H133L132 202H131V201L128 202V205H130V204L133 203ZM52 203H51V204H52ZM57 203H53V207H54V209H52V210H57V209H56V208H58V207H57L58 205L56 206ZM63 203H64V202H63ZM63 203H61V205H59V206H62ZM118 203H119V205H118ZM118 203L116 204L118 207H121L122 205L127 204V202H126L125 204H124V202H123V204H121L122 201H121V203H120V201H118ZM158 203H157V204H158ZM168 203H170V202L168 201ZM175 203H176V202H175ZM76 204H77V203H76ZM87 204H88V203H87ZM120 204H121V206H120ZM54 205H55L56 207H55ZM65 205H66V204H65ZM65 205H64V207H66L68 204H67L66 206H65ZM70 205H71V206H70L71 208H69V207H66V208H69V209H67V211H68L69 213L71 212V214H72V211H70V210L72 209V206L74 207V205H72V204H70ZM78 205H81L80 202H79ZM78 205H77V206H78ZM85 205H86V204H85ZM90 205H91V206H90L91 209H93V208H92V205H93V204H90ZM128 205H127V206L125 205V206H126L127 210H128V208H129V210H131V213H132V208H134V207H133V206L131 207V205H130V206H128ZM139 205H140V203H139ZM161 205H163V204H161ZM184 205H185V206H184ZM87 206L89 207V205H86V207H87ZM117 206H115V207H117ZM125 206H124V208H125ZM136 206H137V207H136ZM174 206H175V208H176V205H175V204H174ZM177 206H179V205H177ZM201 206H202V205H201ZM21 207H22L25 211L28 210V211H27L28 214H25V217H24V215H23V214H24V211H23V209H22ZM25 207H26V209H25ZM83 207H84V206H83ZM88 207H87V209H88ZM122 207H123V206H122ZM122 207H121V210L124 209V208H122ZM130 207H131V208H130ZM164 207H165V206H164ZM74 208H75V207H74ZM113 208H114V207H113ZM138 208H139V207H138ZM18 209H19L20 211H17ZM31 209H32V211H33L32 213H31ZM59 209H61V208L59 207ZM83 209H84V208H83ZM89 209H90V208H89ZM116 209H118V208H116ZM170 209H172V208H170ZM177 209H178V208H177ZM179 209H180V208H179ZM29 210H30V212H29ZM63 210H64V209H63ZM63 210H62V211H63ZM76 210H78V209H75V213H77ZM145 210H146V209H145ZM145 210H143V212H144ZM147 210H148V212H149V209H148V208H147ZM150 210H151V209H150ZM175 210H176V209H175ZM65 211H66V210H65ZM124 211H125V209L123 210V213H125V215L128 216V212H127V211L124 212ZM135 211H136V210H134V212H135ZM137 211H140V210H137ZM167 211H168V210H167ZM190 211H192V212H191L192 214L190 213ZM54 212H55V211H54ZM81 212H82V211H81ZM88 212L90 213L91 211L89 210ZM88 212H87V213H88ZM113 212H114V211H113ZM115 212H116V213L119 212V209H118V211L116 210ZM126 212H127V213H126ZM175 212H176V211H174V213H175ZM178 212H179V213H182V212H183V209H182V212L177 210L176 213H178ZM30 213H31V214H30ZM50 213H51V212H50ZM50 213H49V214H50ZM52 213H53V212H52ZM69 213H68V214H69ZM78 213H80V210L78 211ZM116 213H115V216L117 215ZM146 213H147V211H146ZM152 213H153V211H152ZM152 213H150V214H152ZM171 213H172V212H171ZM171 213H170V214H171ZM184 213H185V212H184ZM17 214H18V215H17ZM53 214H56V215L59 216V214H61V213L59 212V214H58L57 211H56V212L53 213ZM53 214H52V215H49V216H50L49 219L57 220V216H56V215L53 216ZM62 214H63V212H62ZM62 214H61V216H62ZM64 214H65V212H64ZM64 214H63V215H64ZM111 214H112V213H111ZM113 214H114V213H113ZM113 214H112V215H113ZM118 214H119V213H118ZM133 214H134V213H133ZM143 214H144V213H143ZM167 214H168V213H167ZM21 215H22V217H21ZM32 215H34V217H32ZM120 215H121V214H120ZM129 215H131V214H129ZM172 215H173V214H172ZM251 215H252V218H251V219H247V222H246L245 225H244L243 239H242V242H241V244H240V246H239V248L237 249L236 254H235V256L238 258L237 264H239V263H240V264H241V263H242V264H264V250L262 249V247L264 246V219L262 220L263 215H264V207H260L255 213H252ZM61 216H59V218H60ZM65 216L67 217L66 214H65ZM117 216H118V215H117ZM117 216H116V218H117ZM127 216H125V217H127ZM164 216H165V215H164ZM166 216H167V215H166ZM19 217H20L21 219H20ZM51 217H53V218H51ZM104 217H105V216H104ZM120 217H122V216H120ZM123 217H124V216H123ZM128 217H129V216H128ZM128 217L126 218V219H127L126 221H125L124 219H122L121 222L124 221V222H127V223H128V219H129ZM144 217H148V214H147V216H146V214H145ZM54 218H55V219H54ZM59 218H58V220H59ZM114 218H115V217H114ZM130 218H131V217H130ZM141 218H143V217H141ZM2 219H1V220H2ZM26 219L28 220V222H29V219H30V220H33V224H34V225H32L31 227H28L27 225H24V224L26 223V221H27ZM102 219H103V218H102ZM117 219H118V222L120 223L119 218H117ZM162 219H165V217L162 218ZM162 219H160V220L162 221ZM170 219H171V218H170ZM1 220H0V221H1ZM3 220H2V221H3ZM8 220H9V221H8ZM25 220H26V221H25ZM62 220H63V219H61V221H62ZM104 220H105V219H104ZM152 220H154V219H152ZM167 220H168V219H167ZM2 221H1V222H2ZM50 221H51V220H50ZM61 221L59 220V223H57V224L60 225V222H61ZM113 221L117 222V220H115V219H114ZM113 221H112V222H113ZM129 221H130V220H129ZM139 221H140V220H139ZM139 221H138V222H139ZM171 221H172V220H171ZM57 222H58V221H57ZM115 222H113V223L115 224ZM159 222H160V221H159ZM62 223H63V222H62ZM62 223H61V224H62ZM109 223H111V222H109ZM109 223H108V225H109ZM113 223H111V224H113ZM119 223H118V224H119ZM162 223H163V222H162ZM166 223H167V221H166ZM57 224H56L55 226H57ZM79 224H80V222H79ZM92 224H93V223H92ZM105 224H106V223H105ZM111 224H110V227H111ZM160 224H161V223H160ZM160 224H159V225H160ZM164 224H165V222H164ZM3 225H5L4 228H6V232H5V233H6V234L9 233V236L11 237V240H12V238H13L12 235H14V234H13V232H11V231L7 232V230H10V228H11V230H13L12 227H10L9 225H14V227H17L18 230L20 229L21 232H19V231H18V232H19V233H22V234L17 235L18 233H17V234L15 233L16 230L14 231V233H15V235L17 236V238L20 237V239H21V237H23L22 242H20V239H17V238H16L15 242L17 241L16 244H18V243H19V244H18V245L14 244V245H16V246H13V245H11V244H13L14 241L11 242V240H10L9 238H7V239H8V240H7L8 243L6 244V241H5L6 239H4V238H5L4 235H6V234L4 233L5 229L3 228ZM83 225H85V224H83ZM83 225H82V231L84 230V232L86 233L85 229H83ZM95 225H96V222H95ZM131 225H132V224H131ZM138 225H139V224H138ZM154 225H155V224H154ZM159 225H158V226H159ZM52 226H53V225H51V227H52ZM90 226L92 227V225H90ZM97 226H98V225H97ZM97 226H96V228H97ZM106 226H107V224L105 225V227H106ZM164 226H165V225H163V227H164ZM171 226L173 227V224H172ZM171 226H170V224H168L167 228H169V227H171ZM175 226H174V227H175ZM9 227H10V228H9ZM51 227H50V228H51ZM60 227H62V225H60ZM100 227H101V226H99V228H100ZM113 227H114V229L111 227L113 230H110V231H112V232H113L118 226L115 228V226L113 225ZM154 227H155V226H154ZM161 227H162V226H161ZM174 227H173V228H174ZM17 228H16V229H17ZM53 228H54V226H53ZM55 228H58V227H55ZM55 228H54V229H55ZM93 228H94V227H93ZM111 228H110V229H111ZM129 228H131L130 225H129ZM167 228L165 227L164 229H167ZM173 228H172V229H173ZM177 228H178V229H177ZM3 229H4V230H3ZM67 229H68V228H67ZM67 229H65V230L68 231ZM70 229H71V228H70ZM72 229H73V228H72ZM76 229H77V230H76ZM76 229H75L76 231H80V230H78V228H76ZM94 229H95V228H94ZM102 229H103V227H102ZM117 229H118V228H117ZM131 229H132V228H131ZM155 229H157V231H158V230H159V227H158V228L156 227ZM162 229H163V228H162ZM162 229H161V231L163 232ZM49 230L51 231V229H49ZM58 230H60V229L58 228ZM73 230H74V229H73ZM73 230H71V232H72ZM75 230H74V231H75ZM96 230H97V229H95L94 231H96ZM100 230H101V229H100ZM105 230H106V229H105ZM169 230H170V229H169ZM169 230L167 229V231H166V230H165V231L168 232ZM56 231H57V229H56ZM82 231H80V232H82ZM87 231H88V230H87ZM89 231H90V230H89ZM107 231H109V229H107ZM107 231H106V232H107ZM116 231L118 232V230H116ZM116 231H115V232H116ZM153 231H154V229H153ZM157 231H155V233H156ZM165 231H164V232H165ZM170 231H172V230H170ZM10 232H11V234H10ZM46 232H47V231H46ZM46 232H45L43 235H45ZM51 232H52V231H51ZM51 232H50V233H51ZM57 232H58V231H57ZM59 232H60V231H59ZM84 232H83V233H84ZM90 232L93 233L92 230H91ZM90 232H89V233H90ZM98 232H99V231H98ZM101 232H102V231H100V234H101ZM117 232H116V233H117ZM162 232H161V233H162ZM166 232H165V233H166ZM50 233H49V231H48V236L50 235ZM53 233H54V232H53ZM83 233L80 234V238L82 237L81 235H85V233H84V234H83ZM94 233H96V232H94ZM108 233H109V232H108ZM132 233H136V234H134V235L137 236V232H132ZM132 233H131V234H132ZM155 233H154V234H155ZM158 233H160V231H159ZM169 233H170V232H168V234H169ZM51 234H52V233H51ZM68 234H69V232H68ZM68 234H66V235H68ZM78 234H79V233H77V234H74V233H73V235H76L77 237L79 236ZM100 234H99V237H100ZM102 234H103V235H106L107 233H106V234H105V233H102ZM162 234H163V233H162ZM15 235H14V236H15ZM46 235H47V234H46ZM46 235H45V236H46ZM58 235H59V236H62L60 233H59ZM96 235H97V234H96ZM103 235H101V237H102ZM160 235H161V234H160ZM7 236H8V235H7ZM7 236H6V237H7ZM48 236H47V239H46L47 241L49 240V239H48ZM50 236H51V235H50ZM56 236H57V235H56ZM56 236H55V237H56ZM76 236H75V238H76ZM89 236H90V235H89ZM91 236H92V234H91ZM153 236H154V235H153ZM157 236H158V235H157ZM43 237H44V236H43ZM53 237H54V236H53ZM62 237H63V236H62ZM68 237H69V235H68ZM70 237H72V236H70ZM130 237H131V236H130ZM133 237L136 238L135 236H133ZM133 237H131V238H133ZM159 237H160V236H159ZM161 237H162V239L164 240V236L161 235ZM161 237H160L159 239H161ZM168 237H169V236H166V238H168ZM181 237H180V238H181ZM44 238H46V237H44ZM49 238H50V237H49ZM57 238H58V237H57ZM57 238H56V239H57ZM75 238H74L73 241H75ZM85 238H86V236H85ZM92 238H93V237H92ZM120 238H121V237H120ZM131 238H130V239H131ZM134 238H133V240H135ZM146 238H147V237H146ZM148 238H151V239H152L151 236H149ZM157 238H158V237H157ZM64 239H65V238H64ZM77 239H78V238H77ZM151 239H149L148 242H149ZM155 239H156V238H155ZM155 239L153 238V240H155ZM162 239L160 240L161 243L163 242ZM40 240H41V239H40ZM40 240H39V242H41L42 245L39 243V244H37V245H41V246H40V247L36 246L37 248H36V247H35V248H36L38 251L41 250V251H39V252L42 253V254H45V253H46V250H49V251H47L46 255L48 254V252H49V253H52V251L57 250L58 247H57L56 245H54L53 243H60V244L62 245V243L59 242V240H58V242H53V243H51L50 241H48V243L50 242V243L48 244V243H46V240L44 241V239H43V241L45 242L46 245H45L44 243H42V241H40ZM51 240H52V239H51ZM66 240H67V239H65V241H66ZM79 240H80V239H79ZM165 240H166V239H165ZM165 240H164V241H165ZM67 241H68V240H67ZM70 241H71V240H70ZM70 241H68V242H70ZM73 241H72V243H73V244H76V243L73 242ZM84 241H85V240H84ZM131 241H132V240H131ZM178 241H179V240H178ZM132 242H135V241H132ZM151 242H152V241H151ZM30 243H31V246H30ZM65 243H66V242H65ZM65 243H64V241H63V245H62V246H65ZM78 243H79V242H77V244H78ZM80 243H81V242H80ZM80 243H79V244H80ZM130 243H131V242H130ZM135 243H136V242H135ZM135 243H134V245H135ZM164 243H166V242H163V244H164ZM179 243H180V242H179ZM179 243H178V244H179ZM5 244H6V245H5ZM47 244H48V246H47ZM50 244H51V245H50ZM77 244H76V245H77ZM166 244L168 245V243H166ZM8 245H9V246H13L11 249H14V251H12L11 249H8V248H9ZM44 245H45V246H44ZM66 245H68V244H66ZM247 245H248L249 247H253V248H255V251H252V253L250 254V252H249L248 249H247L248 251L245 250V248H246ZM42 246H44V248H45V247L47 248V249H45V253H43V252H44V248H43ZM52 246H53V247L56 246V247H55L56 249L51 251V248H53ZM71 246H72V245H71ZM80 246H81V244H80ZM86 246H87V245H86ZM162 246H164V248H167V251H168V252H167V253L165 252L166 255H167V254L169 255V253L171 254V255H170L171 257H172V255H174V251H173V253L170 252V250L168 249V246L165 247V244L162 245ZM177 246H178V248H179V245H177ZM248 246H247V247H248ZM41 247L43 248V252H42V248H41ZM49 247H51V248L49 249ZM67 247H68V246H67ZM136 247H137V248H136ZM244 247H245V248H244ZM249 247H248V248H249ZM16 248H17V250H15ZM78 248H79V247L77 246L76 249H78ZM109 248H110V247H109ZM133 248H134L133 250H131V248H129L130 251H131V253L129 252V255H130L131 257H132V255H133V257H132L133 259L130 258L131 260H129V259L127 258V260H129V261H128L129 264H137V261H136L134 258L138 256V255H136V251H139V249H138V246H136V245L133 246ZM158 248H160V247H158ZM60 249H61V248H60ZM63 249H64V248H63ZM65 249H66V248H65ZM81 249H82V251H83V248H81ZM93 249H94V248H93ZM99 249H100V248H99ZM110 249H111V248H110ZM110 249H109V250H110ZM136 249H137V250H136ZM179 249H180V248H179ZM8 250H10L9 252H11V253H9ZM100 250H101V249H100ZM104 250H105V248H103V252H104ZM106 250L108 251V248H106ZM163 250H164V249H163ZM6 251H7L9 254L5 255V253H7ZM93 251H94V250H93ZM110 251H113V250H110ZM60 252H61V251H58V253L55 252V253H53V254H57V255L60 254V255H62V254L64 253V252H61V253H60ZM74 252H75V251H74ZM76 252H79V250H77ZM76 252H75L74 255H76ZM84 252H86V250H85ZM84 252H82V253H84ZM96 252H97V253L95 254L96 256H95V257L92 256V257H94L93 261H95V262L98 264V262L100 261L99 258H101V256H100V255L97 256L98 251H96ZM108 253H109V251H108ZM111 253H112V252H111ZM139 253H140V252H139ZM139 253H138V254H139ZM141 253H142V252H141ZM141 253H140V255H141ZM145 253H146V251H145ZM145 253H143L142 255L144 256ZM175 253H177V256H178V260H177L178 263H179V264H185L186 256H185V253H184L183 249L176 250ZM14 255H16V256H14ZM71 255H73V254H71ZM85 255H86V254H85ZM112 255H116V254H115V253H114V254L112 253ZM135 255H136V256H135ZM163 255H164V254H163ZM166 255H165V256H166ZM168 255H167L166 257H169ZM76 256L78 257V254H77ZM82 256L84 257L83 254H82ZM110 256H111V254H110ZM116 256H117V255H116ZM127 256H128V255H127ZM147 256H148V255H147ZM165 256H162V257H165ZM250 256H251V257H250ZM26 257H30V256H26V254H25L23 258L25 259ZM60 257H61V256H60ZM73 257H74L73 259L75 260L76 257H75V256H73ZM86 257H88V255H86V256L84 257V258L87 260ZM96 257H99V258H98L99 261H96V260H98V259H96ZM128 257H129V256H128ZM139 257H140V256H139ZM6 258H4V259L6 260ZM23 258H22V259H23ZM35 258H36V257H35ZM35 258H34V259H35ZM39 258H41V257H39ZM79 258H80V257H79ZM81 258H82V257H81ZM81 258H80V260H81ZM84 258H83V259H84ZM169 258H170V257H169ZM4 259L1 258V261H0V262L3 261L2 263H4V262H5ZM8 259H9V258H8ZM13 259H11V261H13ZM22 259H21V260H22ZM42 259H43V257L41 258V260H42ZM55 259H56V258H55ZM57 259H58V258H57ZM61 259H62V258H61ZM85 259H84V260H85ZM91 259H92V258H91ZM167 259H168V258H167ZM171 259H172V258H171ZM171 259H168V260H171ZM25 260L28 261V260H31V258H29V259L26 258ZM48 260H49V259H48ZM50 260H51V259H50ZM50 260H49V263H50V264H54V263H55V262H54V259L51 260V262L53 261V263H51ZM78 260H79V259H78ZM80 260H79V262H77V259H76V263H77V264L81 263L82 260H81V261H80ZM86 260H85V261H86ZM116 260H117V259H116ZM121 260H122V259H121ZM121 260H120V261H121ZM134 260H135V262H134ZM235 260H236V259H235ZM6 261H8V260H6ZM15 261H14V262H15ZM23 261H24V260H22V262H23ZM33 261H34V263H35V260H33ZM59 261H60V260H59ZM85 261H83V262H85ZM87 261H88V260H87ZM89 261H90V260H89ZM160 261H162V263H163V258L160 259ZM37 262H38V261H36V263H37ZM40 262H41V261H40ZM46 262H47V261H46ZM83 262H82V264H83ZM95 262H94V263H95ZM111 262H112V261H111ZM158 262H159V261H158ZM165 262H167V260H165ZM234 262H235V261H234ZM238 262H239V263H238ZM8 263H9V262H7V264H8ZM42 263H43V262H42ZM47 263H48V262H47ZM87 263H90V262H87ZM94 263H93V264H94ZM96 263H95V264H96ZM112 263H113V262H112ZM122 263L124 264V262H121V264H122ZM167 263H168V262H167ZM170 263H171V262H170ZM0 264H1V263H0ZM9 264H10V263H9ZM12 264H13V262H12ZM21 264H22V263H21ZM25 264H26V263H25ZM29 264H31V262H30ZM38 264H39V263H38ZM40 264H41V263H40ZM44 264H46V263H44ZM56 264H58V262H56ZM61 264H62V262H61ZM63 264H64V263H63ZM66 264H67V263H66ZM125 264H127V263H125ZM158 264H159V263H158ZM229 264H233L232 259L229 261Z\"/></svg>",
    "mask_w": 264,
    "mask_h": 264
},
{
    "label": "clouds",
    "instance_id": "3",
    "mask_svg": "<svg viewBox=\"0 0 264 264\" xmlns=\"http://www.w3.org/2000/svg\"><path fill=\"white\" fill-rule=\"evenodd\" d=\"M191 81L198 115L215 130L218 148L179 246L185 264H229L247 219L264 207V152L249 168L252 133L264 138V0H224ZM241 194L246 218L235 211Z\"/></svg>",
    "mask_w": 264,
    "mask_h": 264
}]
</instances>
